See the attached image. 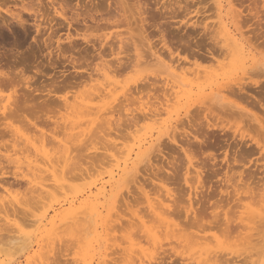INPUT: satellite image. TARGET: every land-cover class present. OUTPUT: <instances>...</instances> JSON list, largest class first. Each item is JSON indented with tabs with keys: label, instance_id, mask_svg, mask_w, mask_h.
<instances>
[{
	"label": "rangeland",
	"instance_id": "1",
	"mask_svg": "<svg viewBox=\"0 0 264 264\" xmlns=\"http://www.w3.org/2000/svg\"><path fill=\"white\" fill-rule=\"evenodd\" d=\"M42 1L43 3L45 2L44 3L45 6L47 5L45 10H44L45 6L43 8L44 10L43 13L44 14L48 13L46 15L49 17L48 19V17L44 15L45 18H47L46 22L48 20L47 23L49 24L50 22H52L51 24L53 25H48L46 22H44L45 24H41L43 32L41 31V33L39 34L40 38L36 36V31L34 30L35 29L34 24L35 23L36 25L39 24L40 19L38 18L39 20L37 21L35 17H32V16L27 17V15L25 16V14H23L22 19L24 21L29 20L28 22H26V30H28L29 32L28 34L27 33L25 34L23 29L19 27L15 22H12L13 26L11 24V30H12L11 32L7 30L5 27L2 28V30L4 29L3 30L4 35L6 36L9 34V36H7L8 40H6L8 42H4L3 43L4 45L0 43V56H1L0 60L1 61L5 60V62L8 63V66L12 63L10 65L11 70L12 68L16 66H17L16 69L21 68V66L19 65H15L14 67H12L14 65L12 62L13 56H11L12 54H9L11 49H14L15 51V48L13 46V41H15V39L18 38L16 41L17 47H20V46L21 47L17 48L16 51L19 50L21 54H24V57L27 60H25L26 66H24L25 68H23V71L24 72L29 71V72H25L26 74L24 73V76L31 77L32 74L35 76L36 75L35 70L38 69L39 68L38 66L40 65L41 66V68H39L41 69L40 71H42L45 74L41 77H39L40 75H36L35 76L36 78L32 75V77L35 78L34 81L36 82V85H34L35 82L33 81L34 83L31 85V87H33V85L34 86L38 85L39 88L41 87L40 88L41 90L44 86H47V87H44V89H47V90L50 89V87H52L51 88L52 90L50 91H52V95L55 96V103L46 108L36 109L34 112L28 111V113L10 115L4 119L0 117L1 118L0 119V130L1 131L5 130L4 132L6 133L5 139L0 140V162L2 163L0 165V177L4 174H7V176L4 177V179L2 178L3 180L0 181V184L3 182L1 185H4L5 187L4 190L0 188V226H1L0 227L1 228L0 229V264H90L89 262H91V264H124V263L129 264L128 262L131 259H134L135 261L134 262L131 260L130 262L132 264L133 262L134 264H137L138 262L140 263L142 260L145 262V263L143 262V264H149V263L150 264H199L201 262L200 260L201 258L202 259L204 258L205 260L209 258L206 261L208 263L210 262L209 264H212L211 258H213V256L219 257V258H216V260L219 259L217 261H215V258L212 259L214 260L213 262H215L214 264H218V263L220 264L222 261L226 262L225 264H228L230 257L237 258V259L234 258L233 260L230 259L231 261V262L229 261L230 264H233V261L234 262L236 261L234 264H237V263L238 264L240 263L252 264V262L256 259L258 261L256 260L254 264L256 262H258L256 264H264V249H263L264 234L262 235V233H264V227H263L264 226V223H263L264 214L260 213V211H263L262 213H264V204H263L264 195H262L264 194L263 193L264 192V114H263L264 112V89H263L264 67H262V61H264V0H251L249 2L246 1L243 7H240V6L236 7V3L233 2V0H232V3H231V0H218L222 4V5L220 4V7L215 4L216 2L215 0H214L215 2L213 0H205V1L203 0H185V1L179 0L178 1L177 0L178 2H176V0H173L174 2H172V0H96V1L95 0H67V1L65 0L66 3L68 2L67 5H69V6L66 5L68 9L66 10L67 12L65 13V15L67 18H71L72 20H74V22L71 23L70 28L67 26L66 22L54 16L55 15L54 9L58 5L57 3L58 2L60 3V0L59 1L54 0V5H53L54 9H51V6L47 0H42ZM228 1H230V4ZM95 2H98L101 7L98 8L99 12L97 14L95 13L96 15L94 14V12H92L93 14L91 15L93 19H95L92 22L91 20H89L88 18H85L82 15L84 14L83 7L86 6L87 8H90L91 4ZM15 3L13 5H11L12 2L9 4L11 5L9 7L10 10H13V9L15 10V8L13 7ZM178 3L182 4V5H179V7L185 10L184 12H182L183 10L181 12L179 10L178 13L177 11L176 13H171L168 11L171 5H175V6L177 5V8H179ZM212 3L214 4V6ZM233 4L235 6H233ZM252 4L255 6L253 7ZM141 5H144L142 9H141ZM215 5L217 8L219 7V10L215 8ZM175 6H171V8L173 7L172 9H174ZM244 7H248L251 10V12L248 13L246 8L242 9ZM204 8L207 10H205ZM232 9L234 11H232ZM45 11L47 12L45 13ZM201 11H204V12H201ZM77 15H80V17H77ZM1 17L3 18L5 17L4 19L9 21V18L7 19V16L2 15ZM83 19L86 21V22L84 21L85 23H83ZM107 19H108L109 24L105 25L103 20H107ZM100 20L103 22H101ZM98 22H99V25H98ZM27 24L28 25L30 24V26L32 24L33 26L30 27V26H27ZM57 24H58V27H57ZM222 24L229 25V27H231L230 28L231 34L233 33L234 37L238 39L239 42L241 40V42L245 45L246 49L249 50L250 57L247 60H242L241 57L238 55V53H236V56H235L234 52L236 51H234L233 49L232 51L234 52L228 50V49L231 50V48L227 49V47L229 46V45L227 46V44L229 42L226 41L227 37L225 40V35H224L225 33L222 29ZM154 25L157 26L158 29ZM48 26L51 29V31L48 30ZM52 26L54 27V29L57 28L58 30L57 29H56L57 31L54 30ZM46 27L47 29H45ZM59 27H60V30H59ZM29 29L31 31H29ZM52 29L54 32H52ZM26 30L25 32H27ZM160 31H162L163 34L165 35L166 42L168 41L169 43H171L173 52H176L175 49H177L178 47L179 56H176V54H174L175 57L173 56V59L172 58L170 59L168 58L170 56L167 54L166 51H164L163 53L162 50H165V49L164 48L162 49L163 47V44L161 43L162 38L159 39L161 37ZM76 32L79 34V37H77L76 40L75 39L73 40L75 41L74 43L71 42L73 45L71 44L68 46L69 43H67V41H64L65 38L67 36L75 37ZM22 33H24L25 36L24 35L21 36ZM48 33L49 35L51 34L50 36L51 40H50V37L48 36ZM17 34L19 36H17ZM26 35L27 36L29 35V37H27ZM34 36L39 38L37 39L41 42V44L37 40V42H35L36 44L33 42L34 45L33 44L31 45L32 43L31 41H33V38H35ZM25 37H27L28 39H24ZM44 38H47V39L44 40ZM48 38L52 44H50V46H48L47 48V46H44V43L42 41L47 42L49 41ZM84 41H87L88 43ZM57 42L62 43L60 44L59 52H57L58 50L56 48ZM185 45L187 47H185ZM9 46L11 49L9 48ZM67 46L71 50H69ZM222 46L224 47L226 46L227 50L224 47L223 48L225 50L222 49ZM28 47L30 48V51ZM74 48L77 51H75ZM61 49H63V52H65L64 55L66 56V58H62L63 53L61 52L62 51ZM2 50L4 51L2 52ZM66 50H69V51H66ZM49 51L50 52L52 51L51 53L52 57L48 54ZM222 51L223 53H221ZM153 52L155 53L153 54ZM160 52H162V55ZM207 52L208 54H206ZM117 53L121 55L117 56ZM195 53L199 54V56L196 55L197 58L196 56H194ZM211 53L214 54L212 58H210L211 55H209ZM225 53L226 54L228 53L229 55L228 54L226 55ZM7 54L8 56L6 57ZM48 55L50 56V58ZM83 56L85 57V60H83L84 59ZM75 57L76 58L78 57L79 59L78 58L76 59ZM128 57H130V60L132 59L131 60L132 62H130ZM164 58L167 61H165ZM7 59H10V61ZM115 59L123 60V61H120L122 64H124V62L127 61L125 63L128 64L127 66H129V68L127 67L128 69L124 70V72L122 71L120 74L114 73L115 74L114 75L112 72L110 74L108 72L109 70L107 69L111 65L114 68L117 67L118 63L115 62ZM70 60H74L73 62L75 64L77 62L76 65L77 66L79 65V67L81 68V69H78L79 67H77V69L80 72L86 71V72H83L82 75H80L82 77L84 76L82 79H80L81 78L80 76L78 77V75L80 74L79 72L78 73L76 72L78 74L77 75L75 71L72 70L73 69L71 65L72 63L68 62ZM170 60H172V62ZM235 62H237V64ZM52 64L54 65L51 66ZM76 65H75V69H76ZM220 66L222 67V69ZM226 66L227 67L229 66V67L227 68ZM176 67H178L179 70L178 68L176 70ZM7 70L5 69V72ZM32 70L34 73L32 72ZM45 70H47L48 72ZM104 71L107 72V74ZM202 71L203 73L204 72H208V73L203 74ZM209 71L211 72V74ZM87 72L88 74H91V76H88ZM188 72L190 75L189 74L186 75ZM194 73L197 76L199 73H202V74H199L200 79L198 76L199 81L196 79L197 76ZM70 76H73V77H70ZM203 76L207 78L206 79L207 81L204 80ZM212 81L214 83L216 81L217 83L219 81L220 82L218 84L215 83V85H217L215 86L211 84L213 83ZM236 83H241L242 86H245L243 88H245L246 91L242 92V94L240 92L237 93L238 86L236 85ZM41 84L42 86H40ZM51 84H54V85H51ZM208 84L209 85L211 84V85L207 86ZM224 84L226 85L225 87L233 86L231 89L236 92H234V94H231V93L229 94L228 91H226L228 89L223 88ZM148 85L151 87H149ZM163 86L165 89H167L166 92H165V89H163ZM221 86H223L222 87L223 89L221 88ZM99 87H100V90H99ZM248 87L250 89H248ZM202 88H203V91H202ZM217 88L218 89L221 88L220 93L217 92L218 91ZM3 89H5V91L2 90L1 92L3 94L2 93L0 94L3 96L4 98L3 101H4L6 100L7 95L11 93V92L8 93L11 90H10V87L7 90L6 88H3ZM180 89L182 91V94L177 95L178 97L175 96V92L181 93L179 91ZM198 89H201L200 90L201 92H199ZM108 90H110V92ZM160 90L163 91L162 95H164V98L161 95ZM196 90L198 92H196ZM259 90H261V93L258 92ZM95 91L97 92L102 91L101 92L102 94L100 93L98 94ZM112 91H116V93ZM126 91L128 93H125ZM134 91L138 93L136 94ZM169 91L170 92L172 91L171 93L173 94H171ZM222 91L224 92L222 93ZM24 92H27V91H22L21 94L22 93L24 94ZM105 92L108 94V97ZM184 92L188 94H185ZM90 93L92 94V96L90 95ZM112 93H114V95H112ZM139 93L140 95H138ZM169 93L170 95H167ZM18 94L20 95V91L18 92ZM94 94L98 96L100 95L102 96L101 97L96 96L95 98ZM128 94L130 95L128 96ZM131 94H134V95H131ZM240 95L241 96L244 95V96L241 98ZM85 96H87V98ZM122 96H124V98ZM104 97L108 99L109 101L111 100L110 102L113 105L112 110H110L111 107L110 108L108 107L109 109L107 108V106H112V105H110L111 103L109 104V101L106 102ZM116 97L117 98L121 97V98H119V100L117 101ZM126 97L128 99L131 98L129 99V103L127 102L128 99L124 101ZM139 97H141L140 100H139ZM161 97H162V100H160ZM236 97L240 98L239 101L238 99H236ZM133 98L137 99L138 102L136 100L133 102L134 100ZM148 98L151 99L152 101H149ZM185 98L188 102L185 100ZM165 99L171 101L170 103L171 105ZM242 99H243V103L241 102ZM130 100L132 101L130 102ZM259 100H262V101H259ZM3 101L1 100V102ZM161 101H165V102H161ZM251 101H253V104ZM1 102H0L1 105L5 103V102L3 103ZM72 102L75 104L78 103L80 106L84 105L85 107L83 106V109L87 108L88 106L93 108V109L91 108L90 109L93 110L91 112H93L94 114L102 109L103 110L108 109L112 111L111 115H109L110 111L108 110H107L108 113L104 111L107 114L104 112H103L104 114L102 112H100L99 114L97 113L98 116L96 115L95 119H98V117H100V120L102 121V120H105L104 116H106V119H109L108 116L111 117L113 115L114 117L112 116V119L115 121L114 123L115 124L119 123L117 124L119 125L118 128L115 127L117 125L112 123V125H110L111 129L104 130L105 134L107 133L106 136L103 135L104 134L102 133L103 130L99 131V128L103 126L102 129H105V127L107 129L108 128L107 123L102 121V123L104 122L105 125L100 124L102 125L100 126L98 123H101V121L97 123L95 120V122L97 123V124L95 123L96 125L95 126L92 122L93 118H91V116H93V113L90 112L92 115L90 114L86 115V112L89 113L90 109L85 111V113H82L84 117L83 116L80 117L82 114H80L79 117H77L76 115L81 113L79 111H80V108L82 109V107L78 106L77 104H76L77 106H75L74 104L75 109H73L74 106ZM122 102L124 104H122ZM140 102H141V105H139ZM150 102L151 104L153 102H154L153 104L157 103L155 104L156 107L153 104L150 105ZM104 103L105 105L106 104L108 105L107 106L104 105V108H103L102 104ZM131 103L133 104L130 105ZM174 103L176 104V106L174 105ZM250 103L252 104V107ZM144 105L148 106L149 108L148 107L147 108L151 110L152 112L154 111L156 112L158 110L157 115L159 116H157L154 113V117H151L153 114H149L150 115V117L148 115L149 118L146 117V119L143 118L142 120L141 119L142 118L141 116L143 113V112L141 113V111H143L142 109H144L145 107L144 111L145 112L147 111V108ZM168 105L171 107H169ZM180 105H182L183 107H181ZM253 105L254 106L257 105L255 106V108L256 107L257 108L255 109ZM69 106H72L73 108L72 107L69 108ZM95 106H97L100 109L97 110L98 108L97 107L94 108ZM124 106L125 108H123ZM141 106L142 108L139 109V107ZM161 106H164V107H161ZM158 107L162 113L159 111ZM66 108L68 109L66 110ZM77 109L79 111H76ZM94 109H96V112ZM114 109H115V113L113 112ZM74 110L76 111V113H74ZM132 111H135V112H133L132 114ZM138 112H140L139 115L137 114ZM102 116H103V119H102ZM132 116L134 118L138 116V120L140 119V121L141 120L142 121L140 122L138 120H133L134 122L136 121L140 123L138 124L136 122H135L136 124L131 123L132 120L130 121V119L133 118ZM156 117H158L157 122L155 121ZM90 118L92 119L91 122L88 120ZM112 119L110 120L111 122H112ZM117 119L119 120V122L117 121ZM121 119L124 121L122 122ZM86 120H87V123H86ZM109 120H106V121H109ZM125 120H127L131 124L130 125L129 123L126 124ZM89 122L91 126L94 125L93 126L94 129L92 128L93 131L90 129L91 127L88 128ZM122 124H124L123 127L120 126ZM97 127H99L97 130L98 133H95L96 132L95 130ZM33 128H37V129H33ZM36 130H42L43 132L42 134L45 137L41 138L40 134H38ZM89 130H91V133L95 131L91 135L99 134L100 136L99 135L98 136L100 137L99 138L100 140L99 139L97 140L98 138L97 135H95L96 136L95 139H94L95 136H93L94 140H92V137H90L89 135H85L91 138L90 141L92 140V142L90 141L87 142L86 137H85L84 141L87 142L88 144L90 143V145L88 144L86 145L84 144L85 142L80 139H82L84 137L83 134L88 133ZM114 130L116 131L118 130V131L115 132ZM108 131L109 132L114 131V132H112L113 134L111 135L110 133H108ZM108 134L111 136H109ZM171 134L173 135V137L176 138L174 140H176L177 144H174L171 142V139H170L172 137ZM168 135L169 136L171 135V136L168 137ZM103 136L107 138L104 139ZM134 136L136 137L134 138ZM108 137H111V138H108ZM193 137L197 138L196 142L199 141L200 143H203L201 144L202 147L193 141ZM112 138H114L116 142L114 141V139L112 140ZM101 139H103V141H101ZM108 139L109 140L111 139V140L109 141ZM78 140L83 141L84 143L78 142ZM139 140L141 141V143ZM47 141L52 142V144L50 142L47 143ZM99 141L101 142V144L103 142V145H105V143H112L114 145L113 149L116 147L114 149L115 152L111 151L113 149H109V147L107 148V146L101 145ZM150 141H152V146H153L150 152L152 154L150 156L152 157L154 154L153 158L154 157L155 158L151 159L149 164L147 162L145 163V161H141L145 157H141L140 159L135 160V162L138 165L137 168H139L138 175L136 176L137 179L134 176V173H135L134 170H132L131 172H129L127 176L123 178L121 182L114 184L111 188L107 189L108 190L107 196L108 197L112 196V198H109V200L106 203L104 201L102 204H99L100 202L104 200L100 198L99 200H96V201L92 200L90 203H88V206H79L80 202H82L88 195L95 194V191H97V189L100 187L99 185L102 182H105L107 178H109L108 175L110 173H112L113 171L117 173L118 166L122 165L124 161L127 162L129 160L130 162L128 161L127 163H129V167H131L130 163L133 162L131 161V159L133 158L132 160H134L135 158L134 151H138V147L140 146H142L141 149L144 150L148 146L147 143ZM96 142H98L100 145H98V143ZM75 143H77V146H80L82 143L81 146L84 145V147H82L84 150L81 148L82 152H85V150H87L86 152L89 153V154L83 153L82 154L83 157L78 156L79 158L78 157L74 158L75 160H77L76 163L75 161L72 162L73 159L72 161H70L71 157L74 156L72 154L76 152L75 149L78 148ZM154 145H155V148L158 146L157 147L158 151L154 149ZM159 145L161 147H159ZM53 146L56 151L51 150ZM61 146L62 147L64 146L63 153H66L65 155L61 152L62 150H59V149H62ZM93 146H95L96 149ZM108 146H111L110 148H112L111 144H108ZM197 146H200L201 149L200 148L198 149ZM43 147H46L45 149H47L46 151H44L43 149L44 153L42 152ZM57 147H58V150H57ZM88 147L90 148L88 149ZM117 147L119 149H117ZM100 148H104V149H100ZM164 148H167V149H164ZM72 149H74L73 153L69 152ZM81 149L77 152L78 153L81 152ZM93 150H96V152ZM120 150H124L122 152L123 154L121 155H120V152H121ZM153 150L155 151L153 152ZM48 151H51V153L49 152L50 155L46 156V154H48ZM67 151L69 152V155L71 157L69 155L66 156L68 154ZM117 151H119L118 155L116 154L118 153ZM159 151H160V154H159ZM183 151H186V155L191 159V162L193 163V167H195V169L202 167V166H199L198 163L202 164V162H204L205 166L202 169H206L207 175H209V173L211 175V176L209 175L208 178H203L202 184L199 185V187L202 188V191H203L202 198H204V206L203 207L195 206V208L199 207L200 210L201 208H203L201 210L203 211L201 212L202 215L201 213H199V217H198L199 225L198 226L200 225L201 226H214V224L217 221V218L219 219L218 220L219 222L220 220H222L223 216L227 217L229 220H231V222L233 221V223L237 222V223H234V225L236 224L237 226L238 225L241 226L240 224L243 222L242 220L245 219L248 222H246L245 220L243 222L242 230L244 229V232H242V235L243 236L245 235L246 239L243 236H241L242 239L241 238L238 239L236 236V241L237 242L240 241L241 245L240 243H234L235 237L232 236L233 239H231V237L227 236L229 238L228 239L225 235H224L225 237H223V234H222V237L226 239L224 240L226 241V243L228 240L231 241V242L228 241V243L223 246L222 244L223 240H222V237H220L221 233L218 231V228H215L212 231H206V234L204 233L205 236L203 233H201L200 234L201 236H198L200 238H198L197 236H195L196 234L194 232L196 231V228H189V226L183 225V208L186 206V197H185L186 190H188L187 188L189 187L191 189L198 187V183L196 181L193 168H190L189 171L186 172V167H188V164H187V160L185 159ZM55 152H59V154ZM77 152L76 154L78 155ZM98 152L102 154L104 153L105 157L103 156L104 157L103 158L102 154ZM234 152L237 153L236 156L239 154L238 156L240 157L238 158V160L240 159V161H238L237 163L238 165L233 164L231 160L233 157V154H235ZM60 154L65 156V158L69 157V162H70L69 164L73 163L72 166L65 165L67 167H64V168L65 169L68 168V171L67 169L65 171H67L68 174L71 173L72 175L74 174L75 171H77V174L79 175H77L76 172L75 174L78 176V178H76L77 176L74 175L75 177L74 179L73 176L68 175L67 173H65V171L63 173L62 171L63 176H66V177L69 176L66 182V178H63V176H61L62 174L61 175L59 174L61 173L59 171H61L62 167L64 166L61 163L65 159L63 156H60ZM91 154H96L93 157L98 156V158L95 157L97 161L95 158H94L95 161H92L93 158H90V159L85 158V157L90 156ZM106 154L107 155L109 154V155L107 156ZM79 155L81 154L79 153ZM99 155H101V158ZM110 155H112L114 159ZM115 155L119 157L118 158L119 160L117 159ZM224 155H227V157L225 158ZM55 156L56 157L58 156V158L55 159L56 158ZM121 156L123 158H120ZM48 157H50V160L47 159ZM241 157H242V160H241ZM59 158L60 159L64 158V159L60 161ZM87 159L89 160L92 159L91 162L93 165L90 163L89 160L87 161ZM98 159H100L99 161L100 165H98L97 163ZM101 159H103L105 166L109 164L108 166H106L107 168L103 165V162ZM105 160L106 161L110 160L111 162L115 161L113 162L114 166H110L112 165V163L110 161L108 163V161L106 162ZM56 161L60 163L57 164L58 166L55 165V168H54L53 165L56 164ZM93 162H95L96 164H94ZM100 162H102V164ZM172 162L176 163L178 167L177 175L179 177V181L177 184L173 183L170 179H167L166 177H162L163 175H169L171 173L172 167L170 163ZM48 163L50 165L52 163L54 164H52L51 168H49L50 166ZM84 163L88 164V166L85 165ZM46 165L48 166L46 167ZM81 165H83V167ZM84 165L87 167H84ZM95 165H97L98 167L97 166L95 167ZM52 166H53V170H52ZM74 166L76 167L74 168ZM56 167H58V169ZM59 167H61L60 168L61 170H59ZM228 167H230V169ZM71 168L72 169L74 168V170H72ZM76 168L77 170H75ZM87 168L89 172L87 171ZM36 169H38V172ZM54 169L58 170V175L56 174L57 171L55 172ZM100 169L103 170V172L104 170H106L105 172L106 174L102 173ZM93 170H96V171H93ZM83 172L85 174H89V176L88 175L86 176ZM40 173L42 174V176L39 175ZM46 173L50 175L49 176L50 179H47L48 175ZM100 173H102V175ZM36 174L39 175L38 178ZM54 174L58 176L57 177L58 180ZM94 174H96L97 176H95ZM251 174H252V179H250L251 181H249L247 186L245 187L242 186V183H240V180H243V183H244V181L248 180V177H249L248 175H251ZM83 175L84 177L86 176L87 178L85 179ZM131 175H133L134 177L133 179L131 178L132 181L129 178L130 180L129 179H128L129 181L127 180V183H126L127 185H124L125 179L128 177H131ZM240 175L242 176L241 179L239 177ZM59 177L61 180L59 179ZM81 177L84 178V181ZM69 178H72L73 180ZM184 178L187 180L184 181L183 180ZM78 179H81V180H78ZM117 179L118 177H116V180ZM68 180H70V182L72 183H70ZM4 182H6L7 184ZM15 182L16 183L18 182V183L16 184ZM63 184L67 185V186L64 185V190L62 189L63 187H61L63 186ZM52 185L55 188L54 187L52 188ZM56 185L57 186L59 185L57 190H55L57 187ZM68 186L70 187V189H72L73 193L72 191H70L69 188H67ZM140 188H143V191ZM200 188L198 190H200ZM52 189L57 193L56 194L55 192H53L56 195L52 193L53 191ZM66 189H69V190H66ZM165 189L171 190L172 196L176 199V204L179 205L176 208L177 214L173 215V217L175 218L172 222V223H178L179 225H182L183 231L182 229H181L182 232L177 229L178 230L177 235L182 234L184 236L185 235L187 236V234L190 233L191 235L188 234L187 236L188 243L183 242V241H186V236H185V240L182 239V241L180 239L184 238L183 236L180 235L181 238L179 235L176 236V231L173 228V226L171 227L174 229V231L170 227L172 230L171 236L172 237L175 236L174 238L176 241L174 240V238L173 239L170 238L171 230L169 231L167 230V227H169L168 226L169 224H167V226L164 224L166 226V228L164 229V227H162L163 225H161L162 222L159 220L161 222V223L159 222L160 223L159 225L158 220L156 219L158 218L157 216H159L160 213L162 212V209L157 208V210L154 211V205L156 206L155 203L159 201L164 202L166 198ZM49 190H52V191H49ZM259 190L262 192H260ZM236 191L238 192V194H236ZM40 193L42 194L40 195ZM144 193L148 196L149 201H146ZM256 193L259 197L257 198V200L255 198V196H257ZM250 194H252L254 199L257 201L256 205L258 206L262 205V207L260 206L256 207L255 205H253L255 204L254 202L255 200L253 199V197L251 198L254 201L252 199H249ZM117 197L118 198L120 197L119 203L117 202L118 201L117 200L114 205L113 200H116ZM36 198L39 200L37 201ZM260 198H262L263 200H261ZM239 199H241V201L243 200L241 204L239 203ZM259 199L263 201V203L260 202ZM8 201L12 202L13 205L11 204L9 206ZM151 202H153L154 204H151ZM16 203L18 204L14 206V204ZM100 205H103V206H100ZM113 205L114 207L116 205L117 206L113 208ZM157 206H159V204H157ZM94 208L100 209V217L97 216L96 218L93 219V217L91 218V216L89 215L90 214L89 212ZM185 208H187V206ZM259 208L260 209L263 208V210L262 209L260 210ZM71 209L75 210V213L77 214L73 216V219H71V217L68 216V212H67ZM149 210L150 211L152 210L154 212V213L151 212V214H155V216L157 215L156 218H154L155 216L150 217L152 215H150ZM78 211L82 212L80 213L81 215L79 214ZM85 212L87 214L84 215ZM157 212H159V214H157ZM239 214L241 215V217ZM55 215H57L56 218H55ZM261 215H263V217ZM68 217H70L71 220L68 221L67 220ZM74 217L75 219L80 218L84 220V222L87 221L88 224L87 222H85L86 223L85 224L83 221H79L80 219L78 220V223L80 222V225L78 223H76L75 225L71 224L72 222L77 221V219L75 220ZM104 217L106 218V220ZM109 217H110L109 219L110 224L107 223V226H109L110 228L108 229L105 225ZM149 217L153 218V221H155L156 224L157 223L158 224L157 225L154 224L155 222L153 221L152 223L149 224V220H150ZM245 217L248 219H246ZM251 217L252 218L254 217V219L252 220ZM257 217L259 218L257 219ZM135 219L138 221L137 224L139 225L136 224ZM239 219L242 222H240ZM65 220L68 222L66 223ZM91 220L94 224L91 222ZM249 221H252V222L254 221L255 223L252 224V222H249ZM82 222L84 223V226L82 225L83 227L81 226ZM65 223L68 224L69 226L66 225ZM61 224L62 225L65 224V226H63L59 230L57 226L61 227ZM111 224L113 227L111 226ZM114 224H116L117 226L114 227ZM148 224L150 225V227ZM151 224L155 225L156 227L155 226L151 227ZM246 224L247 225L249 224L248 228ZM17 225H20V227H17ZM76 225L81 226L82 228ZM89 225L92 227L89 228ZM94 225H96L95 228H93ZM244 225L246 226L247 229L245 228ZM252 225H253V228L255 225L256 226L258 225V227L255 226L256 231L258 232L257 234L253 235V233L254 232L256 233V231L255 229L253 231V229L251 228ZM5 227L8 228V230ZM70 227L72 229L74 228L76 229H74V231L71 230L72 232L68 230L69 233L64 232L67 228L69 229ZM157 228H159L160 231ZM54 230L56 232H54ZM82 230L84 232H81ZM90 230L92 232L94 230V232L92 233L90 232ZM142 230L145 234H147L148 232L150 237L148 234H147L148 236L143 234ZM162 230L163 231L165 230V232L162 233ZM184 230L187 232L186 234ZM245 230L248 236H246ZM250 230H252L253 233L248 232ZM155 231L158 232V234ZM165 233L167 237L170 236L169 239L165 235L164 236L162 235ZM159 234H160V237L159 236L157 237L156 235H159ZM214 235H215V238L213 239ZM255 235L257 236L260 235L258 236V241H260L259 243L258 241L254 242L256 241L254 239ZM193 236L196 237L195 239H197L198 241L197 243L196 242L194 243L196 245L198 244L197 247L196 245L192 246L191 245L192 243H189L190 240L188 241V239H191V241H193L192 239L194 238ZM202 236H204L206 240ZM257 236H256V239H257ZM8 237H10V239ZM249 237L251 238L253 237L252 238V240L254 239L253 242L251 239H249ZM56 238L57 240H54ZM178 238H180L179 240L183 242L185 245L183 243L181 244V242L177 240ZM198 239L202 241L205 240V241L201 242ZM13 240L16 241V243ZM155 240L156 242H153ZM51 241L53 244L51 243ZM249 241L250 243H248ZM209 242H211V244ZM262 242H263L262 246L259 245ZM207 243H209V245ZM214 243L215 245L217 244L216 245L217 247L214 245ZM229 243L230 244L232 243L231 246H228ZM245 243H248L247 245L249 246H251L254 243L255 247L253 248H255V250H257V248L258 249L260 248V249L259 251L258 250L255 251L256 252L255 254V252H252L254 251L252 247L250 249L246 246L245 247L246 249H250V253H248L249 250L245 251L243 247ZM255 243H257L258 246H256ZM132 244H135V246ZM154 244H156V246ZM186 244L188 246L190 244L189 247L191 249L187 247L189 248V250H187V248L185 247ZM237 244H239L241 248L238 247L239 245L237 246ZM130 245L132 246L130 247ZM200 245L202 246L200 247ZM211 245H213V248L211 247ZM132 249H135L136 251ZM241 249L244 251H242ZM126 250L127 252L128 250L130 252H128L127 254V252L125 253ZM223 250H224V253H223ZM236 250H238L239 252L236 253ZM134 251L136 254H134ZM205 251L210 252L212 256L211 255L209 256H211V258L207 256L209 254L208 252H206L207 255L206 253H204ZM212 251L214 252L213 253L214 255L211 253ZM232 251L234 253H232ZM202 252L204 253V255H202L203 254ZM215 253H217V256L215 255ZM239 253L241 254L245 253L244 255L246 256L239 255ZM252 253L254 255H252ZM221 254L223 256H221ZM128 255L131 258H129ZM236 255L239 257H237ZM124 256L125 257L127 256L126 259L124 258ZM148 256L149 257L153 256L152 258L153 259L155 258L154 261L151 262V259ZM123 258L125 259V262ZM138 258H140L141 260L140 259L138 260ZM204 259L202 260L203 263H200V264H207V262Z\"/></svg>",
	"mask_w": 264,
	"mask_h": 264
},
{
	"label": "bare ground",
	"instance_id": "2",
	"mask_svg": "<svg viewBox=\"0 0 264 264\" xmlns=\"http://www.w3.org/2000/svg\"><path fill=\"white\" fill-rule=\"evenodd\" d=\"M47 1H48V3L50 4L51 9H54V7H53V5H54V0H47ZM58 1H59V0H58ZM66 1H67V0H66ZM66 1H65V0H60V3H59V2L57 3L58 5H57L56 8L54 9V12H55V13H54V14H55L54 16H56L57 18L63 20L64 22H66V23H67V26L70 28L71 23H73L74 20H72L71 18H67L66 15H65V13L67 12L66 10L68 9V7H66V5L68 4V2L66 3ZM95 1H96V0H95ZM178 1H179V0H178ZM178 1L176 0V2H178ZM184 1H185V0H184ZM203 1H205V0H203ZM203 1H202V2H203ZM213 1H214V0H213ZM215 1H216V2H215ZM215 1H214L215 4H216L217 6L220 7V4H221V3H220L218 0H215ZM246 1L249 2V1H251V0H236V1L233 0V2L236 3V7H237V6L243 7L244 4L246 3ZM0 2H1V4H0V40H1V42H0V43L3 44L4 42H8V41H6V40H8V37H7V36H9V34L5 36L4 33H3V30H4V29L2 30V28L5 27L7 30H9V31L11 32V31H12V30H11V24H12V22H15L19 27H21V28L23 29V31H24L25 34H26V33H27V34L29 33L28 30H26V22H28L29 20L27 19L28 21H24V20L22 19V18H23V17H22L23 14H25V16L27 15V17H28V16L35 17V19H37V21L40 19V20H39V21H40L39 24L36 25V23H35V24L33 23V24L35 25V26H34V27H35L34 30L36 31V36H38V37L40 38V35H39V34H40L41 31H42V25H41V24H45L44 22H46V19H47V18H45L44 15L48 14V13H46L47 11H45L46 14L43 13L44 10L46 9V6H47V5H46V6L44 5L45 2L43 3L42 0H2V1H0ZM11 2H12L11 5H13V4L16 2L15 5L13 6V7L15 8V10L13 9L14 11L9 9V7L11 6V5H9V4H10ZM17 2H19V3H17ZM172 2H174V1L172 0ZM228 2H229V4H230V1H228ZM254 2H255V1H254ZM181 3H182V2H181ZM198 3H199V1H198ZM231 3H232V0H231ZM16 4H17V5H16ZM18 4H19V5H18ZM46 4H47V3H46ZM140 4H141V3H140ZM168 4H169V3H168ZM175 4H176V3H175ZM205 4H206V2H205ZM212 4H213V3H212ZM253 4H255V3H253ZM253 4H252V5H253ZM55 5H56V4H55ZM179 5H182V4L178 3V7H179ZM216 5H215V8H217ZM221 5H222V4H221ZM231 5H232V4H231ZM44 6H45V8H44ZM67 6H69V5H67ZM139 6H140V5H139ZM171 6H175V5H171ZM171 6H170V9H171V10H170V9L168 10V11L171 12V13H176V11H177V13H178L179 10H180V12L183 10V9H181V7L177 8V5L175 6V8H177V9H175V8L172 9L173 7L171 8ZM208 6H209V5H208ZM213 6H214V4H213ZM213 6H212V7H213ZM233 6H235V5L233 4ZM233 6H232V7H233ZM248 6H249V5H248ZM254 6H255V5H253V7H254ZM57 7H58V8H57ZM100 7H101V6L99 5L98 2L92 3L91 6H90V8H87V7L85 6V7H83V12H84V14H82V15H83L85 18H88L89 20H91V21L93 22L95 19H93V17H92L91 14H93L92 12H94V14H95V13L97 14V13L99 12V11H98V8H100ZM142 7H144V5H141V9H142ZM182 7H183V6H182ZM219 7L217 8L218 10H219ZM43 8H44V10H43ZM139 8H140V7H139ZM168 8H169V7H168ZM210 8H211V6H210ZM245 8H246V10L248 11V13L251 12V10H250L248 7H244V8H242V9H245ZM16 9H17V10H16ZM69 9H70V7H69ZM184 9H185V8H184ZM204 9H205V8H204ZM212 9H213V8H212ZM233 9H234V8H233ZM233 9H232V11H234ZM254 9H255V8H254ZM42 10H43V11H42ZM48 10H49V9H48ZM165 10H167V9H165ZM186 10H187V9H186ZM205 10H207V9H205ZM208 10H209V9H208ZM15 11H16V12H15ZM184 11H185V10H183L182 12H184ZM242 11H243V10H242ZM253 11H255V10H253ZM201 12H204V11H201ZM1 14L7 16V19L9 18V21H10V22L7 21L6 19H4L5 17H4V18L1 17V16H2ZM96 14H95V15H96ZM236 14H237V13H236ZM241 14H242V13H241ZM237 15H238V14H237ZM46 16H47V15H46ZM248 16H249V15H248ZM47 17H48V16H47ZM77 17H80V15H77ZM94 17H95V16H94ZM239 17H240V16H239ZM29 18H30V17H29ZM38 18H39V19H38ZM52 18H53V17H52ZM54 18H55V17H54ZM252 18H254V17H252ZM48 19H49V17H48ZM219 19H220V18H219ZM50 20H51V19H50ZM61 20H60V21H61ZM51 21H52V20H51ZM56 21H57V20H56ZM84 21H85V20L83 19V23L86 22V21H85V22H84ZM100 21H101V20H100ZM103 21H104L105 25H106V24H109V23H108V19H107V20H103ZM103 21H101V22H103ZM219 21H220V20H219ZM47 22H48V20H47ZM47 22H46V23H47ZM49 22H50V21H49ZM51 23H52V22H50L49 24L47 23V24H48V25H53V24H51ZM94 23H95V22H94ZM62 24H63V23H62ZM17 25H16V26H17ZM63 25H64V24H63ZM63 25H62V27H63ZM98 25H99V22H98ZM219 25H220V23H219ZM12 26H13V24H12ZM27 26H30V24H29V25L27 24ZM31 26H33V25L31 24ZM31 26H30V27H31ZM154 26H155V25H154ZM154 26H152V27H154ZM34 27H33V28H34ZM52 27H53V26H52ZM57 27H58V24H57ZM68 27H67V28H68ZM155 27L157 28V26H155ZM213 27H214V26H213ZM217 27H218V25H217ZM13 28H14V27H13ZM219 28H220V27H219ZM230 28H231V27H229V25H227V24H222V29H223V31H224V33H225V34H224V35H225V40H226V37H227V40H226V41L229 42V43L227 42V43H228L227 46L229 45V46L227 47V49H228V48H231V50L228 49L229 51H232V49H233L234 51H236V52L232 51V52H234L235 56H236V53H238V55L241 57L242 60H247V59L250 57V52H249V50L246 49L245 45L241 42V40H240V42H241V43H240L239 40L236 39V38L234 37V34H233V33H232L233 35L231 34ZM15 29H16V28H15ZM45 29H47V27H46ZM53 29H54V27H53ZM53 29H52V32H54ZM56 29H57V28H56ZM56 29H54V30H56ZM157 29H158V28H157ZM212 29H213V28H212ZM212 29H210V30H212ZM220 29H221V28H220ZM25 30H26L27 32H25ZM48 30L51 31V29L49 28V26H48ZM57 30H58V29H57ZM57 30H56V31H57ZM59 30H60V27H59ZM16 31H17V30H16ZM29 31H31V30L29 29ZM45 31H46V30H45ZM42 32H43V31H42ZM16 33H17V32H16ZM24 33H22L21 36H23ZM30 33H31V32H30ZM44 33H45V32H44ZM50 33H51V32H50ZM160 33H161V35H160L161 37H160L159 39L162 38V40H161V41H162L161 43L163 44L162 49H163V48L165 49V50H162L163 53H164V51H166L167 54L170 56V57H168V58H170V59H171V58L173 59L174 54H176V56H179V50H178V47H177V49H175L176 52H173V48H172L171 43H169V42L167 41V42H168V44H167V42H166V38H165V35L163 34L162 31H160ZM221 33H222V31H221ZM12 34H13V32H12ZM17 36H19V35L17 34ZM24 36H25V35H24ZM26 36H27V35H26ZM36 36H34L35 38H33V41H31V42H32L31 45L33 44V42L35 43V42H37V40L39 39V38L36 37ZM42 36H43V35H42ZM44 36H45V35H44ZM48 36L50 37L51 34L49 35V33H48ZM48 36H47V37H48ZM12 37H13V36H12ZM14 37H15V36H14ZM27 37H29V35H28ZM27 37H25L24 39H28ZM77 37H79V34L76 32L75 37L67 36V37L65 38L64 41H67V43H69V44H68V46H69V45L72 44L71 42H73V43L75 42V41H73V40H74V39L76 40ZM19 38H21V37H19ZM31 38H32V37H31ZM37 38H38V39H37ZM81 38H83V37H81ZM17 39H18V38H17ZM17 39H15V41H13V46H14V48H15V51H14V49H11L10 46H9V48H10L11 50H10V53H9V52H8V53H9V54H12L11 56H13V57H12V58H13V61H12V60H11V61L13 62L14 65H13L12 67H14L15 65H19V66H21V68H20V69H16V67H17V66H16V67H14L15 70H14V68H12V70H13V71H12V70H11V66H10L12 63L8 66V63L5 62V60H4V61H3V60H2V61L0 60V68H1V69H0V93H2V92H1L2 90L5 91V89H3V88H6V90H7V89H9V87H10V90H11V91H9V92L7 91L8 93H10V92H11V93H10L9 95H7L6 100H4V101H3V99H4L3 96L0 94V99H1L3 102H5V103L2 104V105L0 104V117H2L3 119L6 118L7 116H10V115H17V114H20V113H28V111H29V112H34L36 109H39V108H41V109H42V108H46V107H48V106H50V105H52V104L55 103V96L52 95V91H50V90H52V89H51L52 87H50V89L47 90V89H44V87H47V86H44V87L42 88V90H41V89H40L41 87L39 88L38 85H37V86H34V85H36V82L34 81L35 78H36L35 76H36V75H40L39 77H41V76H43V75L45 74V73H43L42 71H40V70H41V69H39V68H41L40 65L38 66V64H37V66H38L39 68H38V67H36V68H38L39 70H38V69L35 70V74H36V75L34 76V75L32 74L35 78L32 77V75H31V77L24 76V73H25V72H29V71H25V72L23 71V68H25L24 66H26V65H25V62H26V61H25V60H27V59L24 57V54H21V53H20L19 50H18L19 52L16 51L17 48H20V47H21V46H20V47H17V43H16ZM22 39H23V37H22ZM46 39H47V38H44V40H46ZM13 40H14V38H13ZM41 40H43V39H41ZM48 40H49V38H48ZM50 40H51V37H50ZM50 40L47 41V42L42 41V42L44 43V46H47V48H48V46H50V44H52ZM52 40H53V39H52ZM83 40H84V39H83ZM83 40H82V41H83ZM221 40H222V39H221ZM23 41H24V40H23ZM26 41H27V40H26ZM38 41H39V40H38ZM158 41H159V40H158ZM223 41H224V40H223ZM223 41H222V42H223ZM49 42H50V43H49ZM84 42L88 43L87 41H84ZM219 42H220V41H219ZM222 42H221V43H222ZM224 42H225V41H224ZM224 42H223V43H224ZM10 43H11V42H10ZM18 43H20V42H18ZM39 43L41 44L40 41H39ZM78 43H79V42H78ZM22 44H23V43H22ZM35 44H36V43H35ZM60 44H62V43L57 42V46H56V48H57V50H58L57 52L60 51V49H59ZM75 44H76V43H75ZM75 44H74V46H75ZM150 44H151V43H150ZM3 45H4V44H3ZM6 45H7V44H6ZM10 45H11V44H10ZM33 45H34V44H33ZM72 45H73V44H72ZM187 45H188V44H187ZM225 45H226V44H225ZM11 46H12V45H11ZM18 46H19V45H18ZM28 46H29V45H28ZM52 46H53V45H52ZM68 46H67V47H68ZM77 46H78V45H77ZM154 46H155V45H154ZM188 46H189V45H188ZM4 47H5V46H4ZM67 47H66V48H67ZM185 47H187V46L185 45ZM223 47H224V46H222V49H224V48L226 49V46H225L224 48H223ZM7 48H8V47H7ZM12 48H13V47H12ZM28 48H29V47H28ZM42 48H43V47H42ZM42 48H41V49H42ZM44 48H45V47H44ZM47 48H46V49H47ZM84 48H85V47H84ZM86 48H87V47H86ZM160 48H161V47H160ZM174 48H176V47H174ZM34 49H35V48H34ZM50 49H51V47H50ZM68 49L71 50L69 47H68ZM74 49H75V48H74ZM102 49H103V47H102ZM158 49H159V48H158ZM186 49H187V48H186ZM225 49H224V50H225ZM227 49H226V50H227ZM27 50H28V49H27ZM47 50H48V49H47ZM61 50H62L61 52L63 53V54H62V58H66V56L64 55L65 52H63V49H61ZM69 50H66V51H69ZM72 50H73V49H72ZM96 50H97V49H96ZM3 51H4V50H2V52H3ZM13 51H14V52H13ZM29 51H30V48H29ZM41 51H42V50H41ZM75 51H77V50L75 49ZM81 51H82V49H81ZM87 51H88V50H87ZM98 51H99V50H98ZM158 51H159V50H158ZM182 51H183V50H182ZM218 51H219V50H218ZM220 51H221V50H220ZM229 51H228V52H229ZM61 52H60V53H61ZM85 52H86V51H85ZM188 52H189V51H188ZM30 53H31V52H30ZM51 53H52V51H51V52L49 51L48 54L52 57ZM60 53H59V55H60ZM67 53H68V52H67ZM74 53H75V52H74ZM81 53H82V52H81ZM119 53H121V52H119ZM119 53H117V56H118V55H121V54H119ZM154 53H155V52H153V54H154ZM156 53H157V52H156ZM160 53H161V55H162V52H160ZM160 53H159V54H160ZM189 53H190V52H189ZM209 53H210V52H209ZM221 53H223V51H222ZM221 53H220V54H221ZM5 54H6V53H5ZM5 54H4V55H5ZM32 54H33V53H32ZM39 54H40V53H39ZM84 54H86V53H84ZM84 54H83V55H84ZM92 54H93V53H92ZM153 54H152V55H153ZM206 54H208V52H207ZM206 54H205V55H206ZM225 54H226V53H225ZM225 54H224V55H225ZM227 54H228V53H227ZM227 54H226V55H227ZM35 55H36V54H35ZM49 55H48V56H49ZM76 55H78V54H76ZM87 55H88V54H87ZM163 55H164V54H163ZM192 55H193V53H192ZM196 55L199 56V54H196V53H195L194 56H196ZM200 55H201V54H200ZM209 55H211L210 58H212V57L214 56L213 53H211V54H209ZM226 55H225V56H226ZM228 55H229V54H228ZM2 56H3V55H2ZM7 56H8V54L6 55V57H7ZM9 56H10V55H9ZM42 56H43V55H42ZM50 56H49V58H50ZM164 56H165V55H164ZM197 56H196V58H197ZM207 56H208V55H207ZM218 56H219V55H218ZM222 56H223V55H222ZM231 56H233V55H231ZM32 57H33V56H32ZM83 57H84V56H83ZM160 57H161V56H160ZM174 57H175V56H174ZM200 57H201V56H200ZM202 57H204V56H202ZM4 58H5V56H4ZM58 58H59V57H58ZM75 58H76V57H75ZM77 58H78V57H77ZM77 58H76V59H77ZM81 58H82V57H81ZM93 58H94V57H93ZM116 58H117V57H116ZM119 58H121V57H119ZM123 58H124V57H123ZM123 58H122V59H123ZM126 58H127V57H126ZM128 58H129V60H130V57H128ZM162 58H163V57H162ZM193 58H195V57H193ZM207 58H208V57H207ZM207 58H206V59H207ZM230 58H231V57H230ZM236 58H237V57H236ZM0 59H1V56H0ZM10 59H11V57H10ZM10 59H7V60L10 61ZM53 59H54V58H53ZM78 59H79V58H78ZM87 59H88V58H87ZM156 59H157V58H156ZM198 59H199V58H198ZM200 59H201V58H200ZM208 59H209V58H208ZM7 60H6V61H7ZM62 60H63V59H62ZM83 60H85V57H84ZM124 60H125V59H124ZM131 60H132V59H131ZM131 60H130V62H132ZM162 60H163V59H162ZM164 60H165V58H164ZM164 60H163V61H164ZM211 60H212V59H211ZM51 61H52V60H51ZM51 61H49V62H51ZM56 61H57V60H56ZM63 61H64V60H63ZM73 61H74V60H70V61H68V62H69V63H70V62L72 63V64H71V65H72V68H73L72 70H74L75 73H76V72H77V73H78V72L80 73L79 75L76 73V74L78 75V77H79L80 75L83 74V72H86V71L80 72L78 69H81V68L79 67V65H78V66L76 65L77 62H76V64H75ZM78 61H79V60H78ZM86 61H87V60H86ZM120 61H123V60L115 59V62H117L119 65L116 63V64H117V67L114 68V67H112V65L108 67L107 70H109L108 72H109L110 74H111V72H112L113 74H114V73H119V74H120L122 71L124 72V70H126V69L129 68V66H127L128 64L125 63V62H127V61H125L124 64H122ZM156 61H157V60H156ZM165 61H167V60H165ZM170 61L172 62V60H170ZM237 61H238V60H237ZM34 62H35V61H34ZM49 62H48V63H49ZM53 62H54V61H53ZM53 62H52V63H53ZM61 62H62V61H61ZM84 62H85V61H84ZM157 62H158V61H157ZM29 63H30V62H29ZM32 63H33V62H32ZM35 63H36V62H35ZM40 63H41V62H40ZM42 63H43V62H42ZM46 63H47V62H46ZM128 63H129V62H128ZM163 63H164V62H163ZM235 63L237 64V62H235ZM49 64H50V63H49ZM49 64H48V65H49ZM54 64H55V63H54ZM54 64H52L51 66H53ZM80 64H81V63H80ZM132 64H133V63H132ZM132 64H131V65H132ZM174 64H175V63H174ZM226 64H227V63H226ZM244 64H245V63H244ZM28 65H29V64H28ZM32 65H33V64H32ZM46 65H47V64H46ZM46 65H45V66H46ZM75 65H76V69H77V67H79L77 70L75 69ZM129 65H130V64H129ZM221 65H222V64H221ZM33 66H34V65H33ZM33 66H32V67H33ZM45 66H43V67H45ZM81 66H82V65H81ZM85 66H86V65H85ZM34 67H35V66H34ZM47 67H48V66H47ZM127 67H128V68H127ZM220 67H221V66H220ZM224 67H225V65H224ZM224 67H223V68H224ZM226 67H227V66H226ZM228 67H229V66H228ZM228 67H227V68H228ZM52 68H53V67H52ZM172 68H173V67H172ZM177 68H178V67H176V70H177ZM5 69H6V70L8 69V70H7L8 72H7V71L5 72ZM9 69H10V70H9ZM30 69H31V68H30ZM34 69H35V68H34ZM47 69H48V68H47ZM221 69H222V67H221ZM225 69H226V68H225ZM243 69H244V68H243ZM243 69H242V70H243ZM16 70H17V71H16ZM49 70H50V68H49ZM53 70H54V69H53ZM170 70H171V69H170ZM176 70H175V71H176ZM178 70H179V68H178ZM239 70H240V69H239ZM11 71H12V72H11ZM14 71H16V72H14ZM43 71H44V70H43ZM45 71H47V70H45ZM67 71H68V70H67ZM74 71H73V72H74ZM93 71H94V70H93ZM93 71H92V72H93ZM240 71H241V70H240ZM32 72H33V70H32ZM47 72H48V71H47ZM49 72H50V71H49ZM97 72H98V70H97ZM104 72H105V71H104ZM177 72H178V71H177ZM209 72H210V71H209ZM33 73H34V72H33ZM99 73H100V72H99ZM105 73L107 74V72H105ZM105 73H104V75H105ZM179 73H180V72H179ZM190 73H191V72H190ZM202 73H203V71H202ZM202 73H199V74H202ZM207 73H208V72H204L203 74H207ZM25 74H26V73H25ZM27 74H28V73H27ZM46 74H48V73H46ZM87 74H88V72H87ZM181 74H182V73H181ZM188 74H189V72H188L186 75H188ZM194 74H195V73H194ZM199 74H198V76H199ZM210 74H211V72H210ZM228 74H229V73H228ZM232 74H233V73H232ZM68 75H70V74H68ZM72 75H73V74H72ZM99 75H100V74H99ZM114 75H115V74H114ZM189 75H190V74H189ZM195 75H196V74H195ZM195 75H194V76H195ZM220 75H221V74H220ZM225 75H226V74H225ZM236 75H237V74H236ZM244 75H245V74H244ZM29 76H30V75H29ZM47 76H48V75H47ZM61 76H62V75H61ZM75 76H76V75H75ZM86 76H87V75H86ZM88 76H91V74H88ZM177 76H178V75H177ZM196 76H197V75H196ZM198 76L196 77L197 80H198ZM201 76H202V75H201ZM205 76H206V75H205ZM212 76H213V75H212ZM228 76H229V75H228ZM48 77H49V76H48ZM70 77H73V76H70ZM78 77H77V78H78ZM80 77H81L80 79H82L84 76H83V77L80 76ZM208 77H209V76H208ZM37 78H38V77H37ZM54 78H55V77H54ZM64 78H65V77H64ZM68 78H69V76H68ZM201 78H202V77H201ZM203 78H204V80L207 79V78L204 77V76H203ZM226 78H228V77H226ZM51 79H52V78H51ZM70 79H71V78H70ZM73 79H74V78H73ZM168 79H169V78H168ZM170 79H172V78H170ZM199 79H200V76H199ZM243 79H244V78H243ZM37 80H38V79H37ZM44 80H45V79H44ZM44 80H43V81H44ZM47 80H48V79H47ZM52 80H53V79H52ZM52 80H51V81H52ZM208 80H209V79H208ZM33 81H34L35 83H34ZM48 81H49V80H48ZM51 81H50V82H51ZM165 81H166V80H165ZM168 81H169V80H168ZM173 81H174V79H173ZM198 81H199V80H198ZM200 81H201V80H200ZM206 81H207V80H206ZM213 81H214V80H213ZM213 81H212V82H213ZM38 82H39V81H38ZM46 82H47V81H46ZM52 82H53V81H52ZM175 82H176V81H175ZM184 82H185V81H184ZM201 82H202V81H201ZM203 82H204V81H203ZM219 82H220V81H219ZM219 82H218V83H219ZM236 82H237V81H236ZM33 83H34V85H33V87H31V85H32ZM54 83H55V82H54ZM163 83H164V82H163ZM178 83H179V82H178ZM215 83H217V81H216ZM215 83L213 82V83H211V84H212V85H215ZM218 83H217V84H218ZM42 84H43V83H42ZM42 84H41L40 86H42ZM172 84H173V83H172ZM179 84H180V83H179ZM211 84H210V85H211ZM220 84H221V83H220ZM227 84H228V82H227ZM44 85H45V84H44ZM51 85H54V84H51ZM150 85H151V84H150ZM165 85H166V84H165ZM169 85H170V84H169ZM180 85H181V84H180ZM210 85L208 84L207 86H210ZM236 85L238 86V92H237V93L240 92V93L242 94V92L246 91L245 88H243V87H245V86H242L241 83H236ZM148 86H149V85H148ZM215 86H217V85H215ZM223 86H224V87H223ZM223 86H221V88L223 87L224 89H225V88L228 89V90H226V91H228L229 94H230V93H231V94H234V92H236V91H233V90L231 89L233 86H231V87L229 86L230 88H229L228 86L225 87V86H226L225 84H224ZM249 86H250V85H249ZM146 87H147V86H146ZM149 87H151V86H149ZM253 87H254V86H253ZM53 88H54V86H53ZM147 88H148V87H147ZM160 88H161V87H160ZM166 88H167V86H166ZM169 88H170V87H169ZM180 88H181V87H180ZM221 88H220V89L217 88V89H218V91H217L218 93L221 92ZM223 88H222V89H223ZM152 89H153V88H152ZM163 89H165L164 86H163ZM175 89H176V88H175ZM181 89H182V88H181ZM181 89L179 90L181 93H177V92L174 91V92H175V96H177V95H179V94H182ZM208 89H209V88H208ZM212 89H213V88H212ZM248 89H250V88L248 87ZM258 89H259V88H258ZM260 89H262V88H260ZM263 89H264V86H263ZM94 90H96V89H94ZM99 90H100V87H99ZM101 90H102V88H101ZM103 90H104V89H103ZM166 90H167V89H165V92H166ZM200 90H201V89H198L199 92H201ZM219 90H220V91H219ZM19 91H20V95L18 94ZM22 91H27L28 94H27V92H24V94H23V93L21 94ZM97 91H98V89H97ZM97 91H95V92H97ZM108 91L110 92V90H108ZM127 91H128V90H127ZM127 91H126L125 93H128ZM160 91H161V95H162V94H163V93H162L163 91H162V90H160ZM179 91H178V92H179ZM198 91L196 90V92H198ZM202 91H203V88H202ZM95 92H94V93H95ZM101 92H102V91H101ZM101 92L99 91V92H97V93H98V94H99V93L102 94ZM103 92H104V91H103ZM112 92H115V93H116V91H112ZM134 92H135V91H134ZM134 92H133V93H134ZM167 92H168V91H167ZM169 92H170V91H169ZM171 92H172V91H171ZM171 92H170V93H171ZM223 92H224V91H222V93H223ZM258 92L261 93V90H259ZM53 93H54V92H53ZM92 93H93V92H92ZM105 93H106V92H105ZM105 93H104V94H105ZM131 93H132V92H131ZM135 93H136V92H135ZM135 93H134V94H135ZM137 93H138V92H137ZM137 93H136V94H137ZM170 93L167 94V95H170ZM184 93H185V94H188V93H186V92H184ZM191 93H192V92H191ZM191 93H190V94H191ZM194 93H195V92H194ZM204 93H205V92H204ZM225 93H226V92H225ZM245 93H246V92H245ZM2 94H3V93H2ZM104 94H103V96H104ZM110 94H111V93H110ZM121 94H122V93H121ZM134 94H131V95H134ZM165 94H166V93H165ZM171 94H173V93H171ZM185 94H183V95H185ZM190 94H189V96H190ZM229 94H228V95H229ZM90 95L92 96L91 93H90ZM94 95H95V94H94ZM106 95H107V97H108V94H107V93H106ZM112 95H114V93H112ZM112 95H111V96H112ZM123 95H124V94H123ZM129 95H130V94H128V96H129ZM138 95H140V93H139ZM138 95H137V97H138ZM167 95H166V96H167ZM225 95H226V94H225ZM96 96H98V95H95V98H96ZM101 96H102V95H100V96H98V97H101ZM126 96H127V95H126ZM158 96H159V95H158ZM162 96H163V98H164V95H162ZM189 96H188V97H189ZM194 96H195V95H194ZM237 96H239V95H237ZM240 96H241V95H240ZM243 96H244V95H243ZM243 96H241V98H242ZM85 97L87 98V96H85ZM85 97H83V98H85ZM88 97H89V96H88ZM122 97L124 98V96H122ZM130 97H132V96H130ZM135 97H136V96H135ZM135 97H134V98H135ZM147 97H148V96H147ZM151 97H152V96H151ZM151 97H149V98H151ZM177 97H178V96H177ZM233 97H235V96H233ZM248 97H249V96H248ZM79 98H81V97H79ZM102 98H103V97H102ZM104 98H105V97H104ZM116 98H117V97H116ZM119 98H121V97H118L116 100L118 101ZM134 98H133V99H134ZM140 98H141V97H139V100H140ZM149 98H148V99H149ZM158 98H159V97H158ZM174 98H176V97H174ZM186 98H187V97H186ZM186 98H185V100H186ZM250 98H251V96H250ZM76 99H77V98H76ZM88 99H90V98H88ZM88 99H87V100H88ZM92 99H93V98H92ZM126 99H128V98L126 97V98L124 99V101H125ZM129 99H131V98H129ZM129 99L127 100L128 103H129ZM152 99H153V98H152ZM155 99H156V98H155ZM178 99H180V98H178ZM236 99H238V101H239L240 98H237V97H236ZM1 100H0V102H1ZM83 100H84V99H83ZM85 100H86V99H85ZM96 100H97V99H96ZM114 100H115V99H114ZM116 100H115V101H116ZM135 100L137 101V99H134L133 102H134ZM157 100H158V99H157ZM157 100H156V101H157ZM160 100H162V97H161ZM165 100H166L167 102H169V104L171 103V101H169V100H167V99H165ZM170 100H171V99H170ZM64 101H65V100H64ZM75 101H76V100H75ZM75 101H74V102H75ZM88 101H89V100H88ZM94 101H95V100H94ZM100 101H101V100H100ZM105 101L107 102V101H109V100L105 98ZM110 101H111V100H110ZM110 101H109V104L111 103ZM117 101H116V102H117ZM131 101H132V100H130V102H131ZM149 101H152V100L149 99ZM186 101H187V100H186ZM249 101H250V100H249ZM256 101H257V100H256ZM259 101H262V100H259ZM259 101H258V102H259ZM3 102H1V103H3ZM91 102H93V101H91ZM95 102H96V101H95ZM112 102H113V100H112ZM119 102H120V101H119ZM137 102H138V101H137ZM161 102H165V101H161ZM167 102H166V104H167ZM172 102H173V101H172ZM184 102H185V101H184ZM187 102H188V101H187ZM241 102L243 103V99H242ZM251 102H252V104H253V101H251ZM117 103H118V102H117ZM117 103H116V105H117ZM120 103H121V102H120ZM125 103H126V102H125ZM153 103H154V102H153ZM153 103H152V104H153ZM244 103H245V102H244ZM246 103H247V102H246ZM248 103H249V102H248ZM65 104H66V103H65ZM67 104H69V103H67ZM72 104H73V106H74L75 103L72 102ZM76 104H77L78 106H80L78 103H76ZM76 104H75V106H77ZM95 104H96V103H95ZM118 104H119V103H118ZM122 104H124V103L122 102ZM132 104H133V103H131L130 105H132ZM152 104H151V102H150V105H152ZM155 104H157V103H155ZM155 104H153V105L155 106ZM158 104H159V103H158ZM166 104H165V105H166ZM176 104H177V102H176ZM176 104L174 103L175 106H176ZM250 104H251V103H250ZM252 104H251V107H252ZM70 105H71V104H70ZM102 105H103V108H104L105 103L102 104ZM102 105H101V106H102ZM107 105H108V104H106L105 106H107ZM110 105H112V103H111ZM139 105H141V102H140ZM139 105H137V106H139ZM142 105H143V104H142ZM146 105H147V104H146ZM146 105H144V106H146ZM159 105H160V104H159ZM159 105H158V106H159ZM162 105H163V104H162ZM170 105H171V104H170ZM65 106H67V105H65ZM75 106H74V108H73L72 106H69V108L72 107L73 109H75ZM83 106H84V105H83ZM83 106H80V107H82V109H83ZM114 106H115V104H114ZM120 106H121V104H120ZM120 106H118V107H120ZM125 106H126V105H125ZM125 106H124L123 108H125ZM144 106H143V107H144ZM166 106H167V105H166ZM168 106H169V105H168ZM180 106L183 107L182 105H180ZM253 106H254V105H253ZM255 106H257V105H255ZM255 106H254V108H255ZM84 107H85V106H84ZM86 107H87V106H86ZM92 107H93V106H92ZM96 107H97V106H95L94 108H96ZM99 107H100V106H99ZM108 107H109V108L111 107L110 110L113 109V105H112V106H107V108H108ZM116 107H117V106H116ZM134 107H135V106H134ZM147 107H148V106H146V108H147ZM155 107H156V106H155ZM161 107H164V106H161ZM169 107H171V106H169ZM169 107H168V108H169ZM246 107H247V106H246ZM246 107H245V108H246ZM77 108H78V107H77ZM90 108H91V107L88 106L87 108H84L85 110L83 109V111H82L81 108H80V111H79V110H78L79 108H78L76 111H79V112H81V113L78 114V112H77L78 115H76V116L79 117L80 114L85 113V111L89 110ZM97 108H98V107H97ZM105 108H106V107H105ZM109 108H108V109H109ZM136 108H137V107H136ZM141 108H142V106L139 107V109H141ZM148 108H149V107H148ZM148 108H147V111H148V112H147V111H146V112L144 111L145 107H144V109H142V110H143V111H141V113L143 112V113H142V116H141L142 118L139 116L142 120H143V118L146 119V117L149 118V117H150L149 114H153L151 117H154V113H155L156 115L158 114V112H157L158 110H157V109H155V110H157V111H156L157 113H156L155 111L152 112V111L149 110ZM152 108H153V107H152ZM256 108H257V107H256ZM256 108H255V109H256ZM67 109H68V108H66V110H67ZM91 109H93V108H91ZM91 109H90L89 113L86 112V115H87V114L92 115L91 113H93V112H91V111H93V110H91ZM99 109H100V108H98L97 110H99ZM108 109H107V110H108ZM115 109H116V108H115ZM115 109L113 110L114 113H115ZM117 109H118V108H117ZM153 109H154V108H153ZM158 109H159V107H158ZM180 109H181V108H180ZM255 109H254V110H255ZM94 110H95V112H96V109H94ZM107 110H103V109H102V110H99L97 113H98V114H99L100 112L103 113L104 111H106V112L108 113V111H110V110H108V111H107ZM167 110H168V109H167ZM76 111L74 110V113H76ZM116 111H118V110H116ZM136 111H137V110H136ZM138 111H139V110H138ZM159 111H160V109H159ZM163 111H164V110H163ZM250 111H251V110H250ZM90 112H91V113H90ZM106 112H104V113H106ZM133 112H135V111H132V114H133ZM160 112H161V111H160ZM166 112H167V111H166ZM178 112H179V110H178ZM259 112H261V111H259ZM97 113H95V114L93 113V116H91V118H93V120H92L91 118L88 119L90 122H91V120H92V122H93L94 125H95L96 122L98 123V122L101 121V120H100V117H98V119H95V116L97 115ZM102 113H101V114H102ZM104 113H103V114H104ZM107 113H106V114H107ZM109 113H110L109 115H111L112 111H110ZM114 113H113V114H114ZM117 113H118V112H117ZM139 113H140V112H138L137 114L139 115ZM161 113H162V112H161ZM165 114H166V113H165ZM173 114H174V113H173ZM176 114H178V113H176ZM263 114H264V112H263ZM84 115H85V114H84ZM90 115H89V116H90ZM126 115H127V114H126ZM129 115H131V114H129ZM148 115H149V117H148ZM156 115H155V116H156ZM82 116H83V114H82L80 117H82ZM97 116H98V115H97ZM100 116H101V115H100ZM107 116H108V115H107ZM112 116H113V115H112ZM112 116H111V117L108 116L109 119H110V118L112 119ZM119 116H120V115H119ZM157 116H159V115H157ZM160 116H161V115H160ZM176 116H177V115H176ZM262 116H263V115H262ZM83 117H84V116H83ZM86 117H87V116H86ZM104 117H105V118H104L105 120H102V121H104L105 123H107V127H108V128L106 129V127H105V129H102L103 126L100 125V124H104V122L102 123V121H101V123H98V124H99L100 126H102V127H100V126H99L100 128L97 127L96 130H95L96 132H95V131H94V132H95V133H98L97 130H98V128H99V131H100V130H103L102 133H104L103 135L106 136L107 133L105 134L104 130H109V129H111V126H110V125H112V123H114L115 121L112 119V122H111V121H110L111 119L109 120V119H106V116H104ZM113 117H114V116H113ZM124 117H125V115H124ZM126 117H127V116H126ZM132 117H133V116H132ZM96 118H97V117H96ZM118 118H119V117H118ZM133 118H134V117H133ZM133 118L130 119V121L132 120L131 123H135V122H136V121L134 122L133 120H138V116H137L136 118H134V119H133ZM157 118H158V117H156V120H155L156 122H157ZM170 118H171V117H170ZM0 119H1V118H0ZM82 119H83V118H82ZM86 119H87V118H86ZM102 119H103V116H102ZM151 119H152V118H151ZM174 119H175V118H174ZM95 120H96V122H95ZM97 120H99V121H97ZM106 120H109V121H106ZM115 120H116V119H115ZM121 120H122V119H121ZM142 120H141V121H142ZM149 120H150V119H149ZM117 121L119 122L118 119H117ZM123 121H124V120H122V122H123ZM126 121H127V120H125V123H126V124L129 123L128 121H127V122H126ZM138 121H140V119H139ZM141 121H140V122H141ZM152 121H153V120H152ZM159 121H160V120H159ZM90 122H89V124H88L89 126H88V125H87V126H88V128L91 127L90 129L92 130V128H93L94 125L92 124L93 126H91ZM109 122H110V123H109ZM122 122H121V123H122ZM140 122H136V123L138 124V123H140ZM168 122H169V121H168ZM76 123H77V122H76ZM84 123H85V122H84ZM86 123H87V120H86ZM97 123H96V124H97ZM108 123H109V124H108ZM131 123H129V125H130ZM136 123H135V124H136ZM114 124H115V123H114ZM117 124H119V123H117ZM117 124H115V125H117ZM153 124H154V123H153ZM155 124H157V123H155ZM85 125H86V124H85ZM104 125H105V124H104ZM123 125H124V124H122V125H120V126L123 127ZM132 125H134V124H132ZM74 126H75V125H74ZM95 126H96V125H95ZM118 126H119V125H117V126H115V127L118 128ZM136 126H137V125H136ZM35 127H36V126H35ZM113 127H114V125H113ZM113 127H112V129H113ZM133 127H134V126H133ZM88 128H87V129H88ZM131 128H132V126H131ZM33 129H37V128H33ZM93 129H94V128H93ZM91 130H89L90 134H89L88 131H87L88 133L83 134L84 137H83L82 139H80V140H83V141H84V138H85V137H86V141H87V142L90 141V139H91L90 137H92V140H94V139L96 138L95 135H97V134H95V135H91L92 133H94V132L91 133ZM155 130H156V129H155ZM4 131H5V130H4ZM4 131H3V130H2V131L0 130V140L5 139V137H6V136H5L6 133H5ZM92 131H93V130H92ZM114 131L117 132L118 130H117V131L114 130ZM114 131H112V132H114ZM158 131H159V129H158ZM196 131H198V130H196ZM36 132H37L38 134H40V137H41V138H44V137H45V136L42 134V133H43L42 130H36ZM112 132H109V131H108V133H110L111 135L113 134ZM195 133H196V132H195ZM115 134H116V133H115ZM115 134H114V135H115ZM85 135H89L90 137H89V136L87 137V136H85ZM98 135H99V134H98ZM98 135H97V136H98ZM108 135H109V134H108ZM108 135H107V136H108ZM111 135H109V136H111ZM171 135H172V134H171ZM171 135H170V136H171ZM187 135H189V134H187ZM81 136H82V135H81ZM93 136H95L94 139H93ZM99 136H100V135H99ZM99 136H98L97 140L100 138ZM101 136H102V134H101ZM170 136L168 135V137H170ZM112 137H113V136H112ZM114 137H115V136H114ZM117 137H118V136H117ZM117 137H116V138H117ZM129 137H130V136H129ZM135 137H136V136H134V138H135ZM154 137H156V136H154ZM103 138L105 139V138H107V137H104V136H103ZM108 138H111V137H108ZM113 139H114V138H112V140H113ZM144 139H145V138H144ZM150 139H151V138H150ZM170 139H171V142H172V143L177 144V143H176V140H174V139H176V138L173 137V135H172V137H171ZM92 140H91L90 142H92ZM99 140H100V139H99ZM106 140H107V139H106ZM108 140H109V139H108ZM110 140H111V139H110ZM110 140H109V141H110ZM141 140H142V139H141ZM83 141H79V140H78V142H83ZM95 141H96V140H95ZM95 141H94V142H95ZM101 141H103V139H101ZM114 141H115V139H114ZM139 141H140V140H139ZM193 141L196 142V141H197V138L193 137ZM48 142H50V141H47V143H48ZM84 142H85V141H84ZM84 142H83V143H84ZM87 142H85L84 144L87 145V144H88ZM94 142H93V143H94ZM107 142H108V141H107ZM112 142H113V141H112ZM115 142H116V141H115ZM130 142H132V141H130ZM50 143L52 144V142H50ZM50 143H49V144H50ZM93 143H92V144H93ZM96 143H98V142H96ZM99 143L101 144L100 141H99ZM99 143H98V145H100ZM125 143H126V142H125ZM127 143H128V142H127ZM140 143H141V141H140ZM162 143H163V142H162ZM172 143H171V144H172ZM196 143H197L198 145H200V146H201V144H203V143H200L199 141L196 142ZM75 144H76V146H77V143H75ZM92 144H91V145H92ZM108 144H111V145H112V148H110L111 146H108ZM115 144H116V143H115ZM119 144H120V143H119ZM147 144H148V146H147L144 150H142V149H141L142 146H140V147H138V151H134V152H135V155H134L135 158H134V160H132L133 158L131 159V161H133L132 163H130L131 167H129V163H127L129 160H128L127 162L124 161L122 165L118 166V172L116 173V172H114V171L112 170L114 173H113V172H112L113 174L110 173V174L108 175L109 178H107V180H106L105 182H102V181H101L102 183L99 185L100 187L97 189V191H95V194H90V195H88V196H87L82 202H80V205H79V206H88V203H90L92 200H95V201H96V200H99L100 198H102V199H104V200H103L102 202H100L99 204H102L104 201H105V203H106V202L109 200V198H112V196H109V197L107 196V192H108L107 189H108V188H111L114 184H117V183L121 182V181L123 180V178H124L125 176H127V175L129 174V172H131L132 170H134V172H135V173H134V176L136 177V176L138 175V169H139V168H137L138 165H137V163L135 162V160L140 159L141 157H145V158H144L143 160H141V161H145V163L147 162V163L149 164L150 161H151V159H154V158H155V157L153 158L154 154H153L152 157L150 156V155L152 154V153H150V152H151L152 147H153V146H152V141L148 142ZM61 145H62V144H61ZM81 145H82V143H81ZM81 145H80V146H77V147H78V148H77L78 150L75 149L76 152L79 151L82 147H84V145H83V146H81ZM86 145H85V146H86ZM88 145H90V143H89ZM101 145H103V142H102ZM117 145H118V144H117ZM125 145H126V144H125ZM139 145H140V144H139ZM155 145H157V144H155ZM155 145H154V149H155L156 151H158V149H157L158 146L155 148ZM186 145H187V144H186ZM65 146H66V145H65ZM96 146H97V145H96ZM103 146H107V148L109 147V149H113V146H114V145H113L112 143H105V145H103ZM115 146H116V145H115ZM145 146H146V145H145ZM164 146H165V145H164ZM164 146H163V147H164ZM175 146H176V145H175ZM200 146H197L198 149H199V148L201 149L202 146H201V147H200ZM242 146H243V145H242ZM49 147H50V146H49ZM61 147H62V146H61ZM63 147H64V146H63ZM63 147H62V149H59V150H62V151H61L62 153H63V151H64V150H63ZM93 147L95 148V146H93ZM159 147H161V146L159 145ZM167 147H168V146H167ZM45 148H46V147H43V148H42V152H43V149H44V151L47 150V149H45ZM67 148H68V147H67ZM70 148H71V147H70ZM70 148H69V149H70ZM74 148H76V147H74ZM79 148H80V149H79ZM85 148H86V147H85ZM89 148H90V147H88V149H89ZM94 148H92V149H94ZM104 148H105V147H104ZM104 148H100V149H104ZM115 148H116V147H115ZM115 148H114V149H115ZM82 149H83V148H82ZM82 149H81V152H79L81 155H79L78 152H77L78 155L76 154V152H74V154H72V155H74V156L71 157V156L69 155V152H72V153H73V150H74V149H72V150L69 151V152L67 151L68 154H67L66 156L69 155V156L71 157V160H70V161H72V159H73L72 162L75 161V163H76L77 160H75L74 158H76V157H78V156H79V157H81V156L83 157L82 154H83V153H84V154L87 153V152H86L87 150H85V152H82ZM95 149H96V148H95ZM109 149H108V151H109ZM114 149L111 150V151L113 152ZM117 149H119V148L117 147ZM120 149H121V148H120ZM123 149H124V148H123ZM126 149H127V148H126ZM126 149H125V151H126ZM164 149H167V148H164ZM51 150H55L54 146H53V148H52ZM57 150H58V147H57ZM66 150H67V149H66ZM83 150H84V149H83ZM97 150H98V149H97ZM105 150H106V149H105ZM155 150H153V152H154ZM240 150H241V149H240ZM55 151H56V150H55ZM93 151L96 152V150H93ZM93 151H92V152H93ZM120 151H121V152H120V155L123 154L122 152H123L124 150H120ZM49 152L51 153V151H48V154H46V152H45L46 156L50 155ZM59 152H60V151H59ZM59 152H55V153L59 154ZM61 152H60V153H61ZM105 152H106V151H105ZM112 152H111V153H112ZM114 152H115V151H114ZM117 152H118V153H116V154L118 155V154H119V151H117ZM43 153H44V152H43ZM52 153H54V152H52ZM93 153H94V152H93ZM98 153H100V152H98ZM98 153H97V154H98ZM106 153H107V152H106ZM108 153H109V152H108ZM149 153H150V154H149ZM183 153H184L185 159L187 160V164H188V167H186V172H188L190 168H193L194 173H195V177H196V181H197V183H198V187H195L194 189H191V188L189 187V188H187L188 190H186L185 197H186V206H187V208H185L186 206L183 208V225H184V226H189V228H196V231H194V232H195V234H196L195 236H197V237H198V236H201V235H200L201 233H203V234L205 233V234H206V231H212L213 229L218 228V231L221 233L220 237H222V234H223V237H225V236L227 237V236H228V237H231V239H233V238H232V236H233V237H235V238H234L235 241L233 240L234 243H240L239 240H238L239 242L236 241V236H237L238 239L241 238V236H243V235H242V232H244V229L242 230V228H243V222H244L245 219L242 220L243 222L239 219V221L242 222V223L240 224L242 227L239 226V225L237 226L236 224L234 225V223H237V222H234V223H233V221L231 222V220H229V219H228L227 217H225V216H223L222 220H220L219 222H218L219 219L217 218V221H216V223L214 224V226H201V225H200L201 227L198 226V225H199V223H198L199 213L203 212V211H201L203 208H201V210H200L199 207H198V208H195V206H202V207L204 206V198H202V196H203V191H202V188L199 187V185L202 184L203 178H208V177H209L210 173H209V175H207V170H206V169H202V168H204V166H205V165H204V162H202V164H201V163H198L199 166H202V167H200V168H198V169H195V167H193V163L191 162V159L186 155V151H183ZM226 153H227V152H226ZM234 153H235V152H234ZM241 153H242V152H241ZM251 153H253V152H251ZM63 154L65 155L66 153H63ZM87 154H89V153H87ZM100 154H102V153H100ZM159 154H160V151H159ZM236 154H237V153L233 154V157H232V159H231L232 162H233V164H237L238 161H240V159L238 160V158H240V157L238 156L239 154H238L237 156H236ZM52 155H53V154H52ZM54 155H55V154H54ZM76 155H77V156H76ZM94 155H96V154H91V155H90L91 157L88 156V155H86V156H88V157H85V155H84V157H85V158H89V159H90V158H93V160H92V159H91V160H92V161H95V159L98 158V156H95V157H96V158H95V157H93ZM104 155H105V154L103 153V154H102V157H103ZM106 155H107V154H106ZM108 155H109V154H108ZM108 155H107V156H108ZM117 155H115V156L117 157ZM60 156H63V155L60 154ZM99 156H100V158H101V155H99ZM110 156H112V155H110ZM134 156H133V157H134ZM55 157H56V156H55ZM55 157H54V158H55ZM63 157L65 158V156H63ZM79 157H78V158H79ZM104 157H105V156H104ZM104 157H103V158H104ZM150 157H151V158H150ZM224 157L226 158L227 155H224ZM242 157H243V156H242ZM242 157H241V160H242ZM51 158H52V157H51ZM54 158H53V159H54ZM57 158H58V156H57L55 159H57ZM64 158H63V159H64ZM94 158H95V159H94ZM112 158H113V156H112ZM118 158H119V157H117V159H118ZM120 158H123V157L121 156ZM129 158H130V157H129ZM47 159L50 160V157H48ZM59 159H60V158H59ZM63 159L61 158L60 161H62ZM80 159H81V158H80ZM89 159H87V161H88ZM108 159H109V158H108ZM110 159H111V157H110ZM113 159H114V158H113ZM64 160H65V161H64ZM64 160H63L62 163H61V164L64 165V166L62 167V170L60 169L61 167H59V170H61V171H59V172H61V173H59L60 175L62 174V171H63V173H64V171H65L66 169H67V171H68V168L65 169L64 167L72 166V165H73V163H72V164H69V163H70V162H69V157H68V158L66 157ZM83 160H84V159H83ZM83 160H82V162H83ZM91 160H89V161H90V163L92 164ZM101 160H102V162H103V159H101ZM118 160H119V159H118ZM58 161H59V160H58ZM58 161H56V164L52 163V164H54V165H53L54 168H55V165H57V164L60 163V162L58 163ZM78 161H79V160H78ZM96 161H97V159H96ZM99 161H100V159H98V162H97L98 165H100V164H99ZM105 161H106V160H105ZM107 161H108V163H109L110 160H107ZM107 161H106V162H107ZM46 162H47V161H46ZM65 162H66V163H65ZM102 162H100V163L102 164ZM110 162H111V161H110ZM113 162H115V161H112V162H111L112 165H110V166H114V163H113ZM129 162H130V161H129ZM78 163H79V162H78ZM80 163H81V162H80ZM93 163L96 164L95 162H93ZM111 163H110V164H111ZM1 164H2V163L0 162V165H1ZM48 164H49V163H48ZM52 164H51V165H52ZM81 164H82V163H81ZM84 164H85V163H84ZM105 164H106V163H105ZM116 164H117V162H116ZM170 164H171V167H172V168H171V173H170L169 175H163L162 177H166L167 179H170L173 183H176V184H177L178 181H179V177H178V175H177L178 167H177L176 163H173V162H172V163H170ZM200 164H201V165H200ZM206 164H208V163H206ZM227 164H228V163H227ZM239 164H240V162H239ZM30 165H31V164H30ZM51 165L49 164V166H50L49 168H51ZM65 165H67V166H65ZM74 165H75V164H74ZM78 165H79V164H78ZM85 165L88 166V164H85ZM85 165H84V167H87V166H85ZM89 165H90V164H89ZM92 165H93V164H92ZM103 165H104V162H103ZM108 165H109V164H107L106 166H108ZM214 165H215V163H214ZM228 165H229V164H228ZM237 165H238V164H237ZM47 166H48V165H46V167H47ZM53 166H52V170H53ZM57 166H58V165H57ZM81 166L83 167V165H81ZM81 166H80V167H81ZM96 166H97V165H95V167H96ZM104 166H105V165H104ZM104 166H103V167H104ZM106 166H105V167H106ZM211 166H212V165H211ZM28 167H29V166H28ZM75 167H76V166H74V168H75ZM78 167H79V166H78ZM78 167H77V168H78ZM89 167H90V166H89ZM93 167H94V166H93ZM97 167H98V166H97ZM214 167H215V166H214ZM226 167H227V166H226ZM36 168H38V167H36ZM49 168H48V170H49ZM56 168L58 169V167H56ZM69 168H70V167H69ZM74 168H73V169L71 168V169L74 170ZM77 168H76L75 170H77ZM90 168H91V167H90ZM90 168H89V169H90ZM99 168H100V167H99ZM106 168H107V167H106ZM109 168H110V167H109ZM205 168H206V167H205ZM210 168H211V167H210ZM228 168L230 169V167H228ZM228 168H227V170H228ZM34 169H35V167H34ZM57 169H56V170L54 169V170H55V172L57 171L56 174L58 175V170H57ZM63 169H64V170H63ZM81 169H82V168H81ZM83 169H84V168H83ZM92 169H93V168H92ZM94 169H95V168H94ZM208 169H209V168H208ZM211 169H212V168H211ZM36 170H37V172H38V169H36ZM50 170H51V169H50ZM52 170H51V171H52ZM78 170H80V169H78ZM85 170H86V169H85ZM100 170H101V169H100ZM160 170H161V169H160ZM205 170H206V171H205ZM212 170H213V169H212ZM34 171H35V170H34ZM40 171H41V170H40ZM40 171H39V172H40ZM43 171H45V170H43ZM46 171H47V170H46ZM67 171H65V173H67ZM69 171H70V169H69ZM81 171H82V170H81ZM81 171H80V172H81ZM87 171H88V168H87ZM93 171H96V170H93ZM93 171H92V172H93ZM101 171H102V173L106 174V173H105L106 170H104V172H103V170H101ZM210 171H211V170H210ZM41 172H42V171H41ZM72 172H73V171H72ZM75 172H76V174H77V171H75ZM75 172H74L73 175H72L71 173H70V174L67 173V174L73 176V178L75 179V177H74V175H76ZM80 172H78V173H80ZM88 172H89V171H88ZM88 172H87V173H88ZM211 172H212V171H211ZM213 172H215V171H213ZM47 173H48V172H47ZM47 173H46V174H47ZM53 173H54V172H53ZM83 173H84V172H83ZM102 173H100V174L102 175ZM84 174H85V173H84ZM252 174H253V173H252ZM252 174H251V175H248V176H249V177H248V180H247V181H244V183H243V180H240V183H242V186L245 187V186L248 185L249 181H251L250 179H252ZM9 175H10V174H9ZM36 175H37V174H36ZM39 175L42 176L41 173H40ZM39 175H37V178H38ZM44 175H45V174H44ZM47 175H48V174H47ZM54 175H55V174H54ZM54 175H53V176H54ZM60 175H59V176H60ZM77 175H79V174H77ZM77 175H76V176H77ZM80 175H81V174H80ZM85 175H86V176H87V175L89 176V174H85ZM94 175L97 176L96 174H94ZM6 176H7V174L2 175V176L0 177V181H2V180L4 179V177H6ZM49 176H50V175L47 176V179H50ZM61 176H63V174H62ZM86 176L84 177V175H83V177H84L85 179L87 178ZM91 176H92V175H91ZM155 176H156V174H155ZM184 176H185V175H184ZM210 176H211V175H210ZM44 177H45V176H44ZM55 177L57 178L58 176L55 175ZM68 177H69V176H68ZM68 177L63 176V178H66V182H67ZM98 177H99V176H98ZM116 177H118L117 180H116ZM239 177H240V179L242 178L241 175H240ZM2 178H3V179H2ZM37 178H36V179H37ZM76 178H78V176H77ZM81 178H82V177H81ZM84 178H82L83 181H84ZM101 178H102V177H101ZM129 178H130V179H131V178L133 179L134 177H133V175H131V177L126 178V179H125V182H124V183H125L124 185H127L126 183H127V180H128ZM40 179H41V178H40ZM40 179H39V180H40ZM59 179H60V177H59ZM69 179H72V178H69ZM130 179H129V180H130ZM132 179H131V181H132ZM136 179H137V177H136ZM6 180H7V179H6ZM6 180H4V181H6ZM57 180H58V178H57ZM60 180H61V179H60ZM72 180H73V179H72ZM78 180H81V179H78ZM129 180H128V181H129ZM183 180L186 181L187 179L184 178ZM44 181H45V180H44ZM68 181L70 182V180H68ZM103 181H104V180H103ZM96 182H97V181H96ZM99 182H100V181H99ZM2 183H3V182H2ZM2 183H1V184H2ZM4 183H6V182H4ZM15 183H16V182H15ZM17 183H18V182H17ZM17 183H16V184H17ZM70 183H72V182H70ZM97 183H98V182H97ZM130 183H131V182H130ZM1 184H0V188H2V189L4 190L5 187H4V185H1ZM6 184H7V183H6ZM6 184H5V185H6ZM61 184H62V183H61ZM8 185H9V183H8ZM19 185H20V184H19ZM53 185H54V184H53ZM53 185H52V188L54 187ZM64 185H66V184H63V186L60 185L61 187H63V188H62L63 190H64ZM67 185H68V183H67ZM67 185H66V186H67ZM45 186H46V185H45ZM50 186H51V185H50ZM56 186H57V185H56ZM58 186H59V185H58ZM58 186L56 187L55 190H57ZM96 187H97V186H96ZM187 187H188V186H187ZM54 188H55V187H54ZM67 188L70 189L69 186H68ZM113 188H114V187H113ZM164 188H165V187H164ZM199 188H200V190H198ZM29 189H30V188H29ZM49 189H50V188H49ZM69 189H66V190H69ZM140 189L143 191V188H140ZM259 189H260V188H259ZM262 189H263V188H262ZM37 190H38V189H37ZM52 190H53V189H52ZM52 190H49V191H52ZM58 190H59V189H58ZM111 190H112V189H111ZM1 191H2V190H1ZM70 191H72V189H70ZM259 191H260V190H259ZM38 192H39V191H38ZM53 192H55V191L53 190L52 193H53ZM66 192H67V191H66ZM110 192H111V191H110ZM260 192H262V191H260ZM47 193H49V192H47ZM55 193H56V192H55ZM55 193H53V194L56 195L57 193H56V194H55ZM63 193H64V192H63ZM72 193H73V191H72ZM89 193H90V192H89ZM171 193H172V192H171L170 189H165V196H166V198H165L164 202H163V201H162V202L159 201V202H156V203H155L156 206H157V204H159L160 207H159V206L156 207V206L154 205V211L157 210V208H158V209H159V208L162 209V212L160 213V215H159V216L156 215L159 219L156 218L155 214H151V212L154 213L152 210H151V211L149 210V212H150V215H152V216H150V217H154V216H155L154 218H156V219L158 220V223H159L160 221L162 222V223H161V222H160V223H161V225H163L162 227H164V229L166 228L167 224H169V225H168L169 227H167V230H168V231L171 230V228H172L171 226H173V228H174L175 231H176V236H178V235H179V234L177 235L178 230L181 231V229H182V225H179L178 223H172V222H173V220H174V218H175V217H173V215L177 214V213H176V208H177V206H179V205L176 204V199L172 196ZM257 193H258V192H257ZM257 193H256V195H257ZM263 193H264V192H263ZM36 194H38V193H36ZM41 194H42V193H40V195H41ZM58 194H59V192H58ZM79 194H80V193H79ZM119 194H120V193H119ZM236 194H238L237 191H236ZM40 195H39V196H40ZM120 195H121V194H120ZM144 195H145L146 201H149L148 196H147L145 193H144ZM262 195H264V194H262ZM49 196H50V194H49ZM249 197H250L249 199H252L251 197H253V195L250 194ZM260 197H261V196H260ZM40 198H41V197H40ZM52 198H53V197H52ZM255 198H256V200H257V198H259L258 195L255 196ZM33 199H35V198H33ZM119 199H120V197H119V198L117 197L116 200H113V204L115 205V202H116L117 200H118L117 202L119 203ZM253 199H254V197H253ZM253 199H252V200H253ZM260 199L263 200L262 198H260ZM260 199H259V200H260ZM36 200L38 201L39 199L36 198ZM254 200H255V199H254ZM254 200H253V201H254ZM256 200L254 201L255 204H253V202H252V204L255 205V206L257 207L258 205H256V202H257ZM261 200H260V202L263 203L264 200H263V201H261ZM6 201H7V200H6ZM34 201H35V200H34ZM37 201H36V202H37ZM72 201H73V200H72ZM242 201H243V200H242ZM242 201H241V199H239V203H240V204H241ZM8 202H9V206H10L11 204L13 205L12 202H10V201H8ZM69 202H70V200H69ZM105 203H104V204H105ZM118 203H117V204H118ZM2 204H3V203H2ZM17 204H18V203L14 204V206L17 205ZM71 204H72V203H71ZM148 204H150V203H148ZM151 204H154V203L151 202ZM252 204H251V205H252ZM258 204H260V203H258ZM263 204H264V203H263ZM114 205H113V208H115V207L117 206V205H116V206L114 207ZM73 206H74V205H73ZM100 206H103V205H100ZM151 206H152V205H151ZM151 206H150V207H151ZM238 206H240V205H238ZM259 206H260V205H259ZM259 206H258V207H259ZM260 207H262V205H261ZM8 208H9V207H8ZM104 208H105V207H104ZM87 209H88V207H87ZM98 209H99V208H94V209H92V210L89 212V213H90L89 215L91 216V218L93 217V219H94V218H96L97 216L100 217V209H99V211H98ZM102 209H103V208H102ZM246 209H247V208H246ZM259 209H260V208H259ZM261 209L263 210V208H261ZM261 209H260V210H261ZM3 210H4V208H3ZM10 210H11V209H10ZM19 210H20V209H19ZM104 210H105V209H104ZM5 211H6V210H5ZM84 211H85V210H84ZM110 211H111V210H110ZM67 212H68V216H70L71 219H73V216H74V215H77V214L75 213V210H72V209L69 210V211H67ZM78 212H79V211H78ZM262 212H263V211H260L261 214H264V213H262ZM80 213H82V212H79V214H80ZM240 213H241V212H240ZM242 213H243V212H242ZM255 213H256V212H255ZM85 214H87V213L85 212L84 215H85ZM102 214H103V213H102ZM157 214H159V212H157ZM66 215H67V214H66ZM80 215H81V214H80ZM201 215H202V213H201ZM239 215H240V214H239ZM244 215H245V214H244ZM246 215H247V214H246ZM78 216H79V215H78ZM78 216H77V217H78ZM90 216H89V217H90ZM251 216H253V215H251ZM255 216H256V214H255ZM258 216H259V215H258ZM261 216L263 217V215H261ZM53 217H54V216H53ZM56 217H57V215H55V218H56ZM70 217L67 218L68 221L71 220ZM106 217H107V216H106ZM150 217H149V218H150ZM240 217H241V215H240ZM262 217H261V218H262ZM61 218H62V217H61ZM91 218H90V219H91ZM104 218H105V217H104ZM245 218H246V217H245ZM251 218H252V217H251ZM258 218H259V217H257V219H258ZM261 218H260V219H261ZM48 219H49V218H48ZM74 219H75V217H74ZM76 219H77V221H76V222H72L71 224H74V225H75L76 223H78V220H79L80 218H79V219L76 218ZM76 219H75V220H76ZM93 219H92V220H93ZM109 219H110V217L108 218V221L106 222V225L104 224L108 229L110 228L109 226H107V223L110 224V222H109L110 220H109ZM138 219H139V218H138ZM151 219H152V220H151ZM241 219H242V218H241ZM246 219H248V218H246ZM253 219H254V217L252 218V220H253ZM262 219H263V218H262ZM92 220H91V222H92ZM99 220H100V219H99ZM105 220H106V218H105ZM135 220H136V219H135ZM154 220H155V219H154ZM159 220H160V221H159ZM250 220H251V219H250ZM68 221L65 220L66 223H67ZM72 221H73V220H72ZM79 221H83V222H84V220H82V219H80ZM88 221H89V220H88ZM152 221H153V218H150V220H149V224L152 223ZM245 221H246V220H245ZM257 221H258V220H257ZM261 221H262V220H261ZM263 221H264V220H263ZM83 222H82L81 226H82V225L84 226V223L87 222V221H85L84 223H83ZM100 222H101V221H100ZM137 222H138V221L136 220V224H137ZM153 222H155V221H153ZM246 222H248V221H246ZM249 222H252V221H249ZM255 222H256V220H255ZM255 222L253 221L252 224H254ZM53 223H54V222H53ZM66 223H65V224H66ZM92 223H93V222H92ZM112 223H113V222H112ZM116 223H118V222H116ZM132 223H133V222H132ZM158 223H157V224H158ZM160 223H159V225H160ZM170 223H172V224H170ZM263 223H264V222H263ZM65 224H64V225L61 224V227H58V226H57V228H59V230H60L63 226H65ZM78 224L80 225V222H79ZM85 224H86V223H85ZM87 224H88V222H87ZM90 224H91V223H90ZM93 224H94V223H93ZM99 224H100V223H99ZM129 224H130V223H129ZM136 224H135V225H136ZM149 224H148V225H149ZM154 224H156V222H155ZM157 224H156V225H157ZM164 224H165L166 226H165ZM244 224H245V223H244ZM249 224H251V223H249ZM249 224H248V225H249ZM256 224H257V223H256ZM258 224H259V222H258ZM260 224H261V222H260ZM66 225H68V224H66ZM130 225H131V224H130ZM137 225H139V224H137ZM246 225H247V224H246ZM248 225H247V228H248ZM68 226H69V225H68ZM68 226H66V227H68ZM72 226H73V225H72ZM76 226H78V225H76ZM81 226H78V227H81ZM83 226H82V227H83ZM85 226H86V225H85ZM95 226H96V225H94L93 228H95ZM102 226H103V225H102ZM111 226H112V224H111ZM115 226H117V225L114 224V227H115ZM132 226H133V224H132ZM152 226H155V225L151 224V227H152ZM244 226H245V225H244ZM255 226H256V225H255ZM255 226H254V228H253V225H252V227H251V228L253 229V231H254V229H255V231H256ZM260 226H261V225H260ZM0 227H1V226H0ZM53 227H54V226H53ZM74 227H75V226H74ZM82 227H81V228H82ZM86 227H87V226H86ZM90 227H92V226L89 225V228H90ZM106 227H105V228H106ZM112 227H113V226H112ZM149 227H150V225H149ZM155 227H156V226H155ZM170 227H171V228H170ZM256 227H258V225H257ZM263 227H264V226H263ZM5 228H6V227H5ZM81 228H80V230H81ZM93 228H91V229H93ZM100 228H101V227H100ZM141 228H142V227H141ZM159 228H160V227H159ZM159 228H157V229H159ZM168 228H169V229H168ZM173 228H172V229H173ZM240 228H241V229H240ZM245 228H246V226H245ZM247 228H246V229H247ZM259 228H260V227H259ZM0 229H1V228H0ZM6 229L8 230V228H6ZM55 229H56V228H55ZM74 229H76V228H74ZM74 229H72V228L70 227L69 229L67 228V229H66L67 231L65 230L64 232H68V230H69V231H71V230L74 231ZM111 229H112V228H111ZM111 229H110V230H111ZM142 229H143V228H142ZM147 229H148V228H147ZM174 229H173V231H174ZM177 229H178V230H177ZM2 230H3V229H2ZM12 230H13V229H12ZM14 230H15V229H14ZM83 230H84V229H83ZM83 230H82L81 232H84ZM95 230H96V229H95ZM102 230H103V229H102ZM104 230H105V229H104ZM148 230H149V229H148ZM150 230H151V229H150ZM155 230H156V229H155ZM248 230H249V229H248ZM4 231H6V230H4ZM72 231H71V232H72ZM85 231H86V230H85ZM153 231H154V230H153ZM159 231H160V229H159ZM180 231H179V232H180ZM182 231H183V229H182ZM182 231H181V232H182ZM184 231H185V230H184ZM253 231L250 230V231H248V232H252V233H253ZM260 231H262V230H260ZM14 232H15V231H14ZM52 232H53V231H52ZM54 232H56V231L54 230ZM90 232H92V231L90 230ZM93 232H94V230H93ZM93 232H92V233H93ZM97 232H98V231H97ZM149 232H150V231H149ZM155 232H156V231H155ZM163 232H165V230H164V231L162 230V233H163ZM171 232H172V230L170 231V236H171ZM219 232H218V233H219ZM3 233H4V232H3ZM6 233H7V232H6ZM59 233H60V232H59ZM68 233H69V232H68ZM142 233L145 234V233L143 232V230H142ZM151 233H152V232H151ZM156 233L158 234V232H156ZM156 233H155V234H156ZM168 233H169V232H168ZM186 233H187V232L185 231V234H186ZM257 233H258V232L256 231V233L254 232L253 235H254V234H257ZM55 234H56V233H55ZM86 234H87V233H86ZM97 234H98V233H97ZM147 234H148V232H147ZM147 234H145V235H147ZM174 234H175V232H174ZM183 234H184V232H183ZM188 234L191 235L190 233H188ZM188 234H187V236H188ZM205 234H204V236H205ZM245 234H246V230H245ZM263 234H264V233H262V235H263ZM9 235H10V234H9ZM12 235H13V234H12ZM53 235H54V234H53ZM148 235H149V234H148ZM148 235H147V236H148ZM162 235H163V236L165 235V236L167 237L166 233H165V234H162ZM168 235H169V234H168ZM172 235H173V233H172ZM180 235L183 236L184 238H181ZM180 235H179V236H180L181 239L178 238L177 240H178V241H180V240L182 241V239L185 240V236H186V235H185V236L182 235V234H180ZM218 235H219V234H218ZM224 235H225V236H224ZM250 235H251V234H250ZM10 236H11V235H10ZM54 236H55V235H54ZM58 236H59V235H58ZM97 236H98V235H97ZM100 236H101V235H100ZM156 236H157V237H158V236L160 237V234H159V235H156ZM170 236H169V237H170ZM187 236H186V241H183V242L188 243V242H187ZM204 236H202V237H204ZM207 236H208V235H207ZM207 236H206V237H207ZM209 236H210V235H209ZM246 236H248V234H246ZM256 236H257V235L254 236V237H255L254 239L256 240V241H254V242H257V241H258V236H260V235L257 236V239H256ZM85 237H86V236H85ZM149 237H150V235H149ZM169 237H167V238L169 239ZM174 237H175V236H174ZM174 237L171 236L170 238L173 239ZM193 237H194V236H193ZM223 237H222V240H223V242H225V243L222 242V244H223V246H224L225 244L228 243V241H229L228 239H229V238L227 237V238H228V239H227L228 241H227V243H226V241H224V240H226V239H224ZM243 237H245V235H244ZM8 238L10 239V237H8ZM12 238H13V237H12ZM86 238H87V237H86ZM151 238H152V237H151ZM195 238H196V237L192 238L194 242L191 241V239H188V241L190 240L189 243H192V244H191L192 246L196 245V244H194L195 242H196V243L198 242L197 239H195ZM198 238H200V237H198ZM207 238H208V237H207ZM214 238H215V235H214L213 239H214ZM252 238H253V237H252ZM252 238L249 237V239H251V240H252ZM84 239H85V238H84ZM159 239H160V238H159ZM162 239H163V238H162ZM179 239H180V240H179ZM194 239H195V240H194ZM204 239H205V237H204ZM241 239H242V238H241ZM243 239H244V238H243ZM245 239H246V237H245ZM245 239H244V240H245ZM247 239H248V238H247ZM254 239H253V240H254ZM259 239H260V238H259ZM261 239H262V238H261ZM16 240H17V238H16ZM50 240H51V239H50ZM54 240H57V238L54 239ZM91 240H93V239H91ZM148 240H149V239H148ZM150 240H151V239H150ZM165 240H166V239H165ZM174 240H175V238H174ZM198 240H199V239H198ZM205 240H206V239H205ZM205 240H204V241H205ZM244 240H242V241H244ZM253 240H252V242H253ZM263 240H264V239H263ZM11 241H12V239H11ZM13 241H14V240H13ZM83 241H84V240H83ZM99 241H100V239H99ZM132 241H133V240H132ZM167 241H168V240H167ZM169 241H170V240H169ZM175 241H176V240H175ZM175 241H173V242H175ZM181 241H180V242H181ZM199 241L204 242V241H202V240H199ZM233 241H232V242H233ZM242 241H241V242H242ZM245 241H246V240H245ZM247 241H248V240H247ZM14 242L16 243V241H14ZM153 242H156V240L153 241ZM183 242H181V244H182ZM201 242H200V244H201ZM206 242H207V241H206ZM214 242H215V241H214ZM229 242H231V241H229ZM259 242H260V241H258V243H259ZM17 243H18V241H17ZM51 243H52V241H51ZM133 243H134V242H133ZM157 243H158V242H157ZM159 243H160V242H159ZM209 243L211 244V242H209ZM209 243H207V244L209 245ZM212 243H213V242H212ZM242 243H243V242H242ZM248 243H250V241H249ZM248 243H245L246 245H245V244H244V245L242 244V245H243L245 251H246V250H249L248 253H250V249H251V247L253 248V247H255V245H254V243H253L252 245L250 244L251 246H249V245H247ZM52 244H53V243H52ZM169 244H170V243H169ZM183 244H184V243H183ZM207 244H206V245H207ZM231 244H232V243H231ZM231 244L229 243L228 246H231ZM255 244H256V246H258L257 243H255ZM262 244H263V242H262L261 244H259V245L262 246ZM132 245L135 246V244H132ZM132 245H130V247H131ZM154 245L156 246V244H154ZM158 245H159V244H158ZM167 245H168V244H167ZM184 245H185V244H184ZM197 245H198V244H197ZM197 245H196V247H197ZM203 245H204V244H203ZM214 245H215V243H214ZM216 245H217V244H216ZM216 245H215V246H216ZM238 245H239V244H237V246H238ZM240 245H241V243H240ZM240 245H239L238 247H240ZM263 245H264V244H263ZM169 246H170V245H169ZM189 246H190V244H189ZM189 246L186 244L185 247L187 248V247H189ZM201 246H202V245H200V247H201ZM226 246H227V245H226ZM235 246H236V244H235ZM235 246H234V247H235ZM246 246H247L248 248H250V249H246V248H245ZM84 247H85V246H84ZM84 247H83V248H84ZM130 247H129V249H130ZM211 247L213 248V245H211ZM216 247H217V246H216ZM243 247H242V248H243ZM189 248H190V247H189ZM189 248H187V250H189ZM225 248H226V247H225ZM240 248H241V247H240ZM256 248H257V247H256ZM85 249H86V248H85ZM190 249H191V248H190ZM202 249H203V248H202ZM220 249H221V248H220ZM259 249H260V248H259ZM259 249L257 248L258 251H259ZM263 249H264V247H263ZM132 250H135V249H132ZM238 250H239V249H238ZM238 250H236V253L239 252ZM241 250H242V249H241ZM241 250H240V252H241ZM253 250H254V251H252V252L257 251V250H255V248H253ZM135 251H136V250H135ZM135 251H134V254H136ZM191 251H192V250H191ZM197 251H198V249H197ZM209 251H210V250H209ZM229 251H230V249H229ZM242 251H244V250H242ZM260 251H261V250H260ZM126 252H127V250L125 251V253H126ZM128 252H130V251L128 250ZM128 252H127V254H128ZM140 252H141V251H140ZM195 252H196V251H195ZM206 252H208V251H205L204 253H206ZM125 253H124V254H125ZM138 253H139V252H138ZM202 253H203V252H202ZM202 253H201V254H202ZM204 253H203L202 255H204ZM208 253H209L208 255H207V253H206L207 256L211 255L210 252H208ZM211 253L213 254L214 252L212 251ZM217 253H218V252H217ZM217 253H215L216 256H217ZM223 253H224V250H223ZM223 253H222V254H223ZM229 253H230V252H229ZM232 253H234V252L232 251ZM248 253H246V254H248ZM218 254H219V253H218ZM222 254H221V256H223ZM244 254H245V253H244ZM244 254L239 253V255L246 256V255H244ZM255 254H256V252H255ZM257 254H258V252H257ZM142 255H143V254H142ZM151 255H152V254H151ZM213 255H214V254H213ZM225 255H226V254H225ZM225 255H224V256H225ZM227 255H228V254H227ZM232 255H233V254H232ZM237 255H238V254H237ZM237 255H236V256H237ZM252 255H254V254L252 253ZM261 255H263V254H261ZM261 255H259V256H261ZM133 256H134V255H133ZM140 256H141V255H140ZM211 256H212V255H211ZM211 256H209V257L211 258ZM218 256H219V255H218ZM259 256H258V257H259ZM90 257H91V256H90ZM126 257H127V256H126ZM126 257L124 256L125 259H126ZM128 257L131 258L129 255H128ZM137 257H138V255H137ZM145 257H146V256H145ZM148 257H149V256H148ZM152 257H153V256L149 257V258L151 259V262L154 261V259H155V258L153 259ZM199 257H200V256H199ZM225 257H226V256H225ZM237 257H239V256H237ZM247 257H248V256H247ZM91 258H92V257H91ZM124 258H123V259H124ZM135 258H136V257H135ZM149 258H148V259H149ZM197 258H198V257H197ZM205 258H207V257H205ZM213 258H215V261L219 260V259L216 260V258H219V257H214V256H213ZM213 258H211V261H212L211 263H212V264L215 263V262H213L214 260H212ZM234 258H235V257H230L231 260H233ZM125 259H124V262H125ZM136 259H137V258H136ZM139 259H140V258H138V260H139ZM142 259H143V258H142ZM203 259H204V258H203ZM203 259H202V258L200 259V260H201L200 263H203V261H202ZM207 259H209V258H207ZM207 259H206V260H207ZM230 259H229V261H230ZM235 259H237V258H235ZM255 259H256V258H255ZM127 260H128V259H127ZM131 260L134 261V259H131ZM131 260H130V261H131ZM140 260H141V259H140ZM204 260H205V259H204ZM206 260H205V261H206ZM222 260H223V258H222ZM224 260H225V258H224ZM256 260H257V259H256ZM256 260H254V261L252 262V264H254V262H255ZM130 261H129V262L127 261V262H128L129 264H132ZM149 261H150V260H149ZM209 261H210V260H209ZM226 261H227V260H226ZM229 261H228V264H230V262H231V261H230V262H229ZM243 261H244V260H243ZM245 261H246V259H245ZM257 261H258V260H257ZM101 262H102V261H101ZM134 262H135V261H134ZM134 262H133V264H134ZM137 262H138V261H137ZM143 262H144V261L142 260L140 263L143 264ZM198 262H199V261H198ZM206 262H207V261H206ZM206 262H205V263H206ZM220 262H221V260H220ZM223 262H224V261H222L220 264H223ZM235 262H236V261H235ZM235 262L233 261V264H234ZM238 262H240V261H238ZM82 263H83V262H82ZM89 263L91 264V262H89ZM140 263L138 262L137 264H140ZM144 263H145V262H144ZM148 263H149V262H148ZM200 263H199V264H200ZM209 263H210V262H209ZM209 263L207 262V264H209ZM216 263H218V262H216ZM225 263H226V262H224V264H225ZM256 263H258V262H256ZM256 263H255V264H256ZM124 264H125V263H124ZM149 264H150V263H149ZM218 264H219V263H218ZM237 264H238V263H237ZM240 264H242V263H240ZM245 264H246V263H245Z\"/></svg>",
	"mask_w": 264,
	"mask_h": 264
},
{
	"label": "snow or ice",
	"instance_id": "3",
	"mask_svg": "<svg viewBox=\"0 0 264 264\" xmlns=\"http://www.w3.org/2000/svg\"><path fill=\"white\" fill-rule=\"evenodd\" d=\"M262 67H264V61H262ZM17 227H20V225H17Z\"/></svg>",
	"mask_w": 264,
	"mask_h": 264
}]
</instances>
